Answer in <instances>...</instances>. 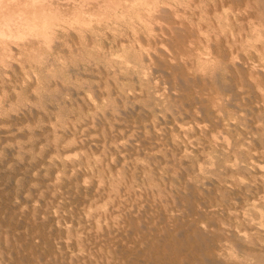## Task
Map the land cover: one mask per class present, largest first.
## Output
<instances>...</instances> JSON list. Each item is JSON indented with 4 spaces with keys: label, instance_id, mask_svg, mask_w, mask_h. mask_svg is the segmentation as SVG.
I'll return each mask as SVG.
<instances>
[{
    "label": "rangeland",
    "instance_id": "374dc122",
    "mask_svg": "<svg viewBox=\"0 0 264 264\" xmlns=\"http://www.w3.org/2000/svg\"><path fill=\"white\" fill-rule=\"evenodd\" d=\"M180 1L181 0H160L158 5L161 6V7L163 6V8H166L168 10V13L170 12L169 14H171L172 17H171V15H169L168 17L166 16L167 17L166 18V17L162 16L160 14V12L154 13V16H156V19H154L155 17L154 18L153 17L150 18L151 21H149V24H148L149 25L148 29L150 27V29H149L150 33L148 32L149 30L147 28H146V30H148V31H145V26H144L145 23L142 22L145 19V17H143L142 13L134 14V17H133V14H130V16L129 15H125L126 18H128L127 19L128 21L126 20V18H124V19H121L120 21H118V23H113L114 21H112L109 17L101 15L102 19L100 18L101 19V26H99L100 30L97 27H95L94 29H92L91 31L88 32L90 34H88L87 38L90 39V36L93 38V39L91 38L90 41H89V39H87V41L86 40H79V39L75 40V39H73V37L70 38L71 36L69 37L70 39L68 37H66V39H65V37H62L61 39L59 38V41H60L61 45H60V50L59 49L58 50L60 52H58V50H57V52L55 51L56 53L53 54L54 57H52L53 55H51V56L47 55V58H46V56L43 57L40 61H38V63H37V61H32L31 65H26L25 66L24 69L27 70V71L23 70V72H22V69H16L15 70V69L9 68V69H7V71H5V73L4 72L0 73V75H1L0 78L2 79V80L0 79L2 81V82L0 81V109H1L0 110V173H1L0 174V202H1L0 203V226H1L0 227V233H1L0 234V264H24V263L25 264H27V263L31 264L32 262H34V264H69V262H71L73 264V262L76 259H78V258H80V259L77 260L78 262H74V264H80L81 260H82V262L84 264H87V262L89 263V261H90L89 264H99V263L100 264L101 263L105 264L106 262H107L106 264H109V263H111V264L112 263L113 264H128V263H130V264H133V263L134 264H139V263H141L142 264L143 261H144L143 260L144 258L142 256L143 255V251H144V254H146L145 253L146 250H147V254L149 253L148 247L150 246V240H151V242L153 240H156L157 242L159 241V243H157L155 241H153V243H157L158 245H160L165 239L168 240L171 237L174 240H178V241L179 240H186V239L189 240V238H191L192 240L190 239V241L192 243H194V241H195L194 239L197 238L195 236L196 235V231L195 230H196L197 227L204 228V230L206 231V234L207 233L209 234L207 236L205 234L206 239H205V237L203 235L204 240H206V242L209 241V243L207 242V245L209 246V248L207 247L206 244H204L205 241L203 242L202 240L201 241L200 240H196L195 244L197 242V245L193 244V245H195V247H194L192 244L191 245L189 244V246L191 248L187 247L188 251H186V252L190 251V254H194V253L195 254H208L210 252V250H211V252H213V249H214V251L215 250H218V251L221 250V252H223L221 254H222V256H224V258L222 257V259H219L220 261L216 260L218 262L213 261L212 262L213 264H219V263L220 264H222V263L223 264H225V263L228 264L235 257L238 260L241 259L240 261H238V264H248V263L251 264V262L253 264H260L261 262L264 263L263 262L264 261V255H263L264 252L262 251L263 249L259 250L260 252H258L259 248H264V244H263V242H264V217H263L264 216V214H263L264 213V149H263L264 148V119H263L264 118V107H263L264 106L263 105L264 104V102H263V100H264V98H263L264 97L263 96L264 95V82H263L264 81V78H263L264 77V69H263L264 68V62H263V60H264V51H263L264 50L263 49L264 48V41H263L264 31L262 32L263 34L260 33L262 35L261 36V35H259V33L256 32V30L251 29V27H250V25L251 26H253L252 24L256 25L262 19H260V18L258 19L257 16H253V18H252V16L248 17V16H243V15L240 16V14H235L230 9V7L233 8V4H230L229 1H227L228 3L226 1L221 3L219 0L215 1V2H214V0H212L213 1V3H212V1H210V0H204V2H202L203 0L202 1L201 0H199V1L198 0H195V1L194 0L193 1L192 0H187V1L183 0L184 3H186V4H183V1L182 2H180ZM207 1L211 2L212 4H209ZM251 1H254V0H251ZM174 2H175V5H174ZM218 2H220V3H218ZM161 3H162V5H161ZM167 3H169V5H167ZM206 3H208V4H206ZM163 4L164 5L166 4L165 5L166 7ZM182 4H183V6H182ZM218 4H219V6L217 7ZM220 4H221V7H220ZM229 4H230V6L228 7L227 5H229ZM172 5H173V7H172ZM224 6L225 7L227 6V8H224ZM170 7H172V9ZM202 7L206 8V9L208 8L207 10L205 9L206 10V12H205L206 14L204 13L205 10ZM174 8H175V10H174ZM213 9H214V11H213ZM176 10L178 11L177 15L174 14V12ZM217 10L219 11V13H222V14H219L217 12ZM220 10H222V11L220 12ZM172 11H173V13H172ZM223 11H224V13H223ZM213 12L215 13L214 15L212 14ZM230 12H232V13H230ZM199 13H202V15H200ZM216 13L219 15V19H218V15ZM230 14H232L234 18ZM203 15L207 16V18L204 17ZM208 15H209V17H208ZM221 15L226 16V17H222ZM127 16H129V17H127ZM158 16H162V17L158 18ZM163 17H164V19H163ZM180 17L181 18L185 17V18L184 19L182 18V21H181ZM255 17H256L257 20L255 19ZM179 18H180V20H179ZM220 18H221V20H223L222 22H224V23L221 22ZM246 18H248L247 19L248 21H246ZM161 19H163L162 20L163 22L165 20L167 21L169 19L168 20L169 22L165 21V24H164L163 22H160ZM171 19H174V20H172V24H171ZM224 19H226V20L228 19L227 21H229V22L224 21ZM241 19H243V20H241ZM102 20H103L104 23L102 22ZM178 20L180 22H178ZM213 20H214V22H213ZM123 21H125L127 25ZM156 21H159L160 22V23L158 22L159 25L161 24L162 26L161 25L159 26ZM173 21L175 22V24L179 23V26L182 25L181 27L183 29L186 28L184 30L188 33L189 36L191 35L190 36L191 38H189V39H191V42H193L192 45L196 44V46H195L196 49H200V51L199 50L195 51L194 50L195 47L192 46V49H190L188 52H186V54H185L186 56L185 55H184L185 57L183 56L185 60L189 61L193 65L192 67H190V66L188 67L187 66V68H189L188 69L189 71L187 69L186 70L183 69V72L186 73V76L187 77L192 76L191 78H195L197 76V74L199 73L198 66L200 68H202L204 66L205 67L207 66L206 68L209 71L211 70L213 75L215 74V76L211 75L212 77L210 76L209 80H207L208 84H209L208 86L206 85L207 83H204L206 80L203 82L204 85L201 82V85L204 86L205 88L202 87L201 85H199L200 83L199 84L196 83L195 85H192V89L191 88L188 89V91H187V93L189 92L188 94L192 93V95H193L194 91H195V93L199 92L198 93L199 96L196 95L197 93L196 94L194 93V96H192L191 94L190 95L192 96V98L193 97L200 98V96H201L202 98H200V99H195V98L192 99L186 92L181 94V96L179 95L180 97L174 96V95L171 94L172 92L170 90V87L173 85L171 83L173 81H175V80L178 81V77L180 76V74H177V72H173V70L171 71V66H169L170 64L168 62H167V64H169V65H167L165 63L166 60H165L164 53L165 54L166 53L170 54L173 50L169 49V47L166 44V41L163 39V37H167V35L165 33L167 31H169V29L171 28V26L174 23ZM256 21H258V22H256ZM122 22H123V25L122 24H121L122 26L119 25V23H122ZM182 22H184V23H182ZM186 22L188 23L187 25H186ZM230 22H231V24H230ZM232 22L235 24V26H233V28L231 26L233 24ZM151 23H153V24H151ZM167 23L168 24L170 23L169 26H168V29H167V27H165V25ZM218 23H220L222 27L220 26V24L218 25ZM108 24H110V25H108ZM111 24L115 28L114 29L112 27V30L115 31V32H118L119 36H118L117 33L113 32L110 29L111 28ZM224 24H225V26H226V24L227 25L230 24L229 26H231V27L228 29L229 26L225 27V26H223ZM117 25H119V27ZM142 25H143V27H142ZM150 25H153L154 27L150 26ZM156 25L158 26V28H157ZM183 25H185V27ZM214 25L218 29L217 28L214 29L215 27H212ZM124 26L125 27L128 26V30L129 31L128 30L124 31V30L127 29V28L124 29ZM186 26H188L190 30ZM120 27H123V28H121V30L124 31V32H122L120 30ZM190 27L192 29H194V30L192 31ZM223 27L226 30L223 29ZM116 28H118V29H116ZM209 28L210 29H214V30H210ZM244 28H246V29H244ZM137 29H138V31L140 30V32H138ZM198 29L199 30L202 29V30L199 31ZM93 30L94 31L96 30L95 33H94ZM98 30L99 31L102 30V31L99 32ZM105 30H107V31H105ZM108 30H110V32ZM207 30L209 31V33L207 32ZM136 31H137V33H136ZM202 31L205 32V33H203ZM215 31L217 32L216 34H215ZM227 31L228 32L230 31V32L227 33ZM252 31L255 32V34ZM127 32H128V34H127ZM218 32H219V34H218ZM222 32H223V34H222ZM96 33L98 34L97 37L95 35ZM145 33H147V34H145ZM148 33H149V35L150 34L151 35L149 36ZM193 33H195V36H194ZM211 33H213L214 35L212 34L213 35L212 36ZM105 34H107V35H105ZM156 34L159 35V38L161 36L162 42H161V40L159 38L156 37V36H158ZM204 34H206V36ZM207 34H209L210 37H208ZM257 34H258V36H257ZM115 35H117L122 40L125 39L124 40L125 43L121 39H119L117 36H115ZM132 35H133V37H132ZM223 35H224V38L227 39V42H226V39L223 38ZM106 36L108 38L110 37L109 38L110 40H108V38ZM113 36L115 38L117 37V39L115 40L113 38ZM139 36H140L141 39H139ZM196 36H198V37H196ZM211 36L214 39H212ZM227 36H229V37L227 38ZM259 36H260V40L261 41L259 40ZM100 37L101 38L103 37V38L100 40L99 39ZM194 37H195V39H194ZM250 37H252L251 39H253L254 37L256 39L254 38L253 39L254 41H253V40L250 39ZM94 38H95V40H94ZM199 38H201V39H199ZM204 38L207 39V41ZM71 39H72V42H73L74 45H77L79 43V41H80L81 43H79V46L81 48L78 45H77L78 47L74 46L75 48H73L72 47L73 46L72 42H69V41H71ZM134 39H135V42H136V43H134L135 45L132 43V42H134ZM211 39L214 40V42H216V43L214 44L213 41H212L213 43H211ZM218 39H219V41H218ZM150 40H152L154 42V46H152V47H151V45L153 44V42L151 43ZM199 40H205V41H199ZM208 40H210V41H208ZM245 40H250V41L247 42ZM75 41L76 42L78 41L77 44H75L76 43ZM84 41H85V43H84ZM94 41H96V42H94ZM108 41H109V43H107ZM144 41L145 42L147 41L146 44H149V46H147ZM194 41H197V42H194ZM232 41H234V42H232ZM257 41H258V43L256 45ZM63 42H64V45H63ZM66 42H67V44H69V43L70 44L67 46ZM121 42H123L124 44L121 43ZM199 42H201V43H199ZM219 42H221V43L219 44ZM224 42H226V43H224ZM245 42H247V43H245ZM82 43H83V45L85 47L82 45ZM113 43H115V44H113ZM158 43H161L160 46H159ZM163 43H164V46H161V45H163ZM241 43H242V46H241ZM243 43H245V45ZM85 44H87V48H86ZM90 44H91V47H90ZM95 44H96V46L97 45L98 46L96 47ZM99 44L102 45V46H100ZM125 44H127V45H125ZM209 44H212V45L214 44V45L217 46V48L218 47L219 48L217 49L216 46L213 45L216 48V49H214V47H212V45H209ZM250 44L252 45V47L251 46L246 47L247 45H250ZM253 44H255V45H253ZM62 45H63V48L61 47ZM197 45H198V47L199 46L200 47L198 48ZM204 45H206V46H204ZM223 45H225V46L227 45V46L225 47ZM104 46L106 47V49H105ZM126 46L128 47V50L126 49L127 48ZM131 46H135V47H131ZM144 46H147V47H144ZM239 46H241V47H239ZM68 47L70 49H68ZM83 47H84V49H83ZM98 47H99V49H98ZM124 47H126V48H124ZM157 47H159V49ZM204 47H205V49H204ZM71 48H73V49H71ZM78 48H80V49L78 50ZM85 48L87 49V52L89 54L87 52H84V51H86ZM91 48H93V49H91ZM107 48L109 49V56H111V57L108 56V53H107L108 51H106V50H108ZM130 48H132V49H130ZM134 48H138V50L134 49ZM149 48H151V49L153 48L154 50H151ZM156 48H157V50H160L162 48L161 49L162 51L160 50V52L158 51L159 52L158 53L157 50L155 51ZM164 48L167 49V50H165ZM223 48L225 50L227 48L230 49V50L227 49L228 50V51H226L227 55H226V52H225V50ZM238 48L240 49L239 52L241 54L243 53L241 56L238 55V54H240L238 52V50H239ZM203 49H204V51H203ZM74 50L75 51L77 50L78 52L77 51L75 52ZM88 50L89 51L91 50V51L89 52ZM103 50H105L106 53H105V51L103 52ZM136 50L138 51L139 55L137 54ZM211 50L212 51L214 50V51L212 52ZM216 50H218V53L220 52L221 54L220 53L218 54L216 52ZM219 50H221V51H219ZM231 50L234 51V53ZM130 51H131L132 54L130 53ZM148 51H151L152 53L150 52L151 53L150 54ZM164 51H166V52H164ZM191 51H192V53H191ZM223 51H224L225 54L223 53ZM66 52H68V53H66ZM73 52H75V53H73ZM91 52H93V53H91ZM97 52H100L101 54L105 53L107 56L105 54L101 55L100 53H97ZM113 52H115V53H113ZM146 52H147V54H146ZM153 52H155V53H153ZM228 52H230V53L232 52L234 55L231 56L232 53L230 55V53L228 54ZM62 53H64L65 56L66 57L68 56V57L66 58ZM110 53H111V55H110ZM197 53H199V54H197ZM201 53H203V56H202ZM61 54H62V57H61ZM142 54L144 56H142ZM155 54L157 56L156 60L153 58ZM192 54L194 55V57H193ZM73 55L76 56V57H74ZM123 55L125 56V59H124ZM205 55H207V56L213 55L212 56L213 58L215 56L216 57L214 58V60H213L212 57H210V58H212L211 60H213V61H211L212 63L203 66V63H204L203 60H208V58H209V57L206 58ZM225 55H226V58H224ZM229 55H230V57H229ZM49 56H50V58H49ZM85 56L86 57L88 56V57L85 58ZM145 56L148 57L147 60L145 59L146 58ZM204 56H205V58H204ZM235 56H236V58H234ZM70 57L73 59V61L72 60L68 61V58L71 59ZM133 57H135V58H133ZM200 57L201 58L203 57L202 58L203 60ZM217 57H219V59H220V57L221 58L223 57V58L221 60H219L220 61L219 62L217 60L218 59ZM231 57L234 58L235 61L236 60L239 61L237 63H239L241 65H242V62H243L242 66H244V67L245 66L249 67V65H250L249 68H251V66L253 67V65H251L252 63L255 64L254 68L258 67V70H259V68L261 70V67H262L263 73L261 71L260 74L261 75L263 74V76H261L260 74H255L254 75V77L256 76L255 77L256 80H254L255 82L252 81L254 79V77L252 76L251 77L252 80H251L250 77L247 76L248 74L245 73V72H242V74L243 73L245 74V75L243 74L244 76H242L241 70L238 69V71H237V68H240V67L237 66L236 71H235V68H232L231 66L227 65V63L225 64L226 61L229 62V58H231ZM60 58H61V61H59ZM74 58H75V60H74ZM105 58H106V60H105ZM152 58H153L154 62H152ZM163 58H164L165 61L163 60ZM210 58H209V60H210ZM238 58L241 59V60H239ZM94 59L98 60L99 62L101 60L100 64H99L98 61H96V62L93 61ZM111 59H112V61H111ZM223 59L224 60L226 59V61H222ZM51 60H52V62H51ZM122 60L124 61V63H123ZM150 60H151V62H149ZM157 60L160 61L159 64H158V62H155ZM215 60H217V61L215 62ZM245 60L248 61L249 65H248V63ZM46 61H48L49 64ZM76 61L78 62V64H77ZM114 61H118V62H114ZM137 61L139 63H137ZM201 61H202V64H201L202 67L200 66ZM55 62H56V64H55ZM70 62H71V64H69ZM87 62H90V63H87ZM94 62L96 63V65L94 64ZM102 62L103 63L105 62V63L103 64ZM245 62H246V64H245ZM59 63H60V66H59ZM73 63H74V65H73ZM80 63H82L83 65L82 64L80 65ZM150 63H153L152 64V68H153V66L156 67V65H154V64H158L157 67H159L160 63L161 64L163 63L162 66L160 65L161 68L163 67L164 64H166L167 66L164 65L165 67L163 68V71L161 72L160 67H159V71H158L157 67L153 68V70H152L149 67V66H151ZM220 63L223 64V65H221ZM260 63H262V64L260 65ZM46 64L49 65L47 68H46V66H47ZM51 64H52V66H50ZM92 64H94L95 67L92 66ZM112 64H114V65L117 64V65L114 66ZM147 64H148V68L149 69L146 67ZM196 64H198V66ZM212 64H214V65H212ZM90 65L93 68H91ZM103 65H105V66L101 67ZM130 65H131L132 68L130 67ZM220 65L222 66V69L224 71H226V72L223 71V73H221L222 69H221ZM259 65L261 67H259ZM29 66L31 67L32 70L29 68ZM32 66L33 67L35 66V67L32 68ZM53 66H55V67H53ZM128 66H129V68H128ZM208 66H209V68H208ZM223 66H227V67L229 66L230 69H229V67L226 68V67H223ZM42 67L44 68V70H43ZM74 67H76V69ZM80 67H82V69ZM116 67H118L119 70ZM141 67L143 69L146 68L147 70L145 69V71H144ZM166 67H167L169 73H167V70L165 69ZM217 67H218V69H216ZM247 67H246V69H248ZM35 68H36V70H35ZM87 68H89V69H87ZM94 68L96 69L95 71H94ZM105 68H108V70L105 69ZM110 68H113V70H111ZM225 68H226V70H225ZM28 69H29V71H28ZM67 69H68V71H67ZM74 69H75V71H74ZM139 69H142V70H139ZM232 69H234V70H232ZM11 70H12V72H11ZM69 70H71V71H69ZM106 70H107V72H106ZM208 70H207V72H208ZM230 70L233 72L232 74H231ZM19 71H20L21 74H19ZM44 71L45 72L46 71L47 72L50 71V72L49 73L46 72V74H45ZM79 71H81V74H80ZM87 71H88V73H87ZM98 71H100L101 73L98 72ZM113 71H114V73H113ZM117 71H118L119 74L116 73ZM120 71H121V75H120ZM123 71H124L125 74L123 73ZM152 71L155 72V74H157L156 73V71H157L158 75L152 74L151 73ZM192 71H194L195 73H193ZM218 71H220V73ZM6 72H8V73H6ZM14 72L17 73L19 76H16L17 74L14 75ZM27 72H28L29 76L26 74ZM67 72L69 73L68 75H67ZM71 72H73V73H71ZM94 72H96V73H94ZM160 72H161V74H160ZM163 72H165L167 74H164ZM217 72H218V74H216ZM227 72H229V73H227ZM2 73H3V75H2ZM30 73H31V75H30ZM32 73H33V75H32ZM70 73L71 74H75L76 73V74L75 75H71ZM99 73H100L101 76H99ZM112 73L115 74V75L117 74V77L114 76V78H113V75L110 76L111 78L108 77ZM134 73H135V75H134ZM170 73H171V75H170ZM174 73H176L178 76L175 75ZM188 73L191 74V75L190 76L187 75ZM226 73H227V75H226ZM4 74H6V75L9 74L8 75L9 77H7L8 79L4 78V76H6ZM22 74L24 76H22ZM34 74H36V75H34ZM58 74H59V76H57ZM95 74H96L97 77L95 76ZM139 74H141V77H140ZM149 74H151L152 76L149 75ZM162 74H164L163 76H166V77H163ZM173 74L175 76H173ZM219 74H222V76L224 74V77H223L224 79L223 78H222L223 80L221 79L222 82L219 81L220 78H216V76L217 77L221 76V75L219 76ZM61 75H62V77H60ZM79 75H80V77H79ZM81 75H82V77H81ZM106 75H107V77H106ZM138 75H139V77H137ZM167 75H169V76H167ZM193 75H194V77H193ZM240 75L242 77H240ZM10 76H12V77H10ZM53 76H54V78L56 80L53 78ZM75 76H76V78L77 77H79V78L76 79V78H74ZM146 76H148V77H146ZM246 76L250 80L248 79V81L246 80L247 82L244 81V83H243L242 80H245ZM32 77H33V79L29 80ZM34 77H36L38 80H40V78H41L42 81L41 80L38 81ZM38 77H40V78H38ZM84 77H86L87 80ZM91 77L93 79H91ZM149 77L151 78V80L148 79ZM152 77H153V79H152ZM161 77L163 78V80H162ZM174 77H176V78H174ZM258 77L261 78V79L257 80ZM3 78H4V80H3ZM145 78L147 79V82L149 80L150 84H148L149 82L148 83L146 82ZM5 79H7V80H5ZM61 79H62V81H61ZM73 79H75V80H73ZM88 79H90V80H88ZM238 79L239 80L241 79V80L238 81ZM11 80H13V81L11 82ZM22 80H23V83H22ZM50 80H51V82H50ZM68 80L71 81V82H69ZM76 80H77L78 83L76 82ZM80 80L83 83H86V84H83ZM164 80H168V81L166 82ZM32 81H33V84H32ZM63 81L66 84H62ZM151 81H153V82L151 83ZM217 81L220 82L219 85H218ZM241 81H242V83H241ZM259 81H261V83ZM13 82H16V83L14 84ZM35 82H37V84ZM73 82H75L76 84L73 83ZM248 82H250V83L248 84ZM34 83H35V85H34ZM52 83H54V84H52ZM55 83H56V85H55ZM143 83L144 84H148V85H143L142 86ZM221 83H222V86L220 85ZM239 83H241V85H238ZM253 83H257V84H253ZM258 83H260L262 85H260ZM21 84L23 85V87H22ZM58 84L60 86H57ZM155 84H156V86H160V87H158L159 90L155 86ZM76 85H78L77 86V90L75 88ZM161 85H162L163 89L161 88ZM163 85H165V87ZM166 85L167 86L171 85L170 87L168 86L169 87L168 90L170 91L169 95L167 93L168 91L166 90L167 89ZM257 85H260L261 89ZM71 86H73V87H71ZM198 86H201L202 89H201V87H198ZM209 86L212 87L214 90L217 89L216 90L217 94L218 93L219 94L217 95L216 92H214V90L211 89ZM220 86L222 87V90H221ZM255 86H256V88H255ZM21 87H22V89H21ZM218 87H220L219 89H220L222 94L219 92ZM252 87H253V89H251ZM14 88H16V89H14ZM60 88H62V89H60ZM86 88H87V90L88 89H90V90L92 89V90L91 91L90 90L86 91ZM164 88H166V89L164 90ZM193 88H195V89H193ZM197 88H199V89H197ZM206 88L210 89L211 92L210 91L208 92L207 91L208 89H206ZM80 89H81V91H78ZM142 89H143V91H142ZM152 89L154 91L156 89L155 92H157V90H158L159 93L161 91V93L160 94H158V93L155 94V92L153 93ZM190 89H191L192 92L190 91ZM203 89H205L206 92ZM254 89H256V90H254ZM162 90H164V91H162ZM196 90H198V91H196ZM201 90H203L202 94L203 95L205 94L204 97L206 96L205 99H203V95L200 94ZM130 92H133L134 94L130 93ZM206 93H207V95H206ZM213 93L216 94V96L215 95L212 96ZM257 93H259V94H257ZM132 94L134 96H132ZM161 94H162V96L160 97ZM170 94L172 96H170ZM210 94H212V95H210ZM182 95H183V97H182ZM259 95H261V96H259ZM173 96H174V99H173ZM257 96L259 97L258 99H257ZM168 97H169V99H170V97H172L171 100H169ZM175 97H176V99H175ZM181 97L182 98L185 97V99L182 100ZM189 97L191 98V101L194 102V103H192V102L190 103V99L188 100ZM217 98H218V100H217ZM207 99H210V100H207ZM177 100H179V102ZM203 100H205V102ZM213 100L215 102H212ZM172 101H173V103H172ZM175 101H176V103H174ZM210 101H211L212 105L209 103ZM180 102L183 105H185L186 107H184ZM198 102H201V103H198ZM219 102L221 104H219ZM2 103L3 104L5 103L4 104L5 106ZM186 103H187V105H186ZM188 103L191 106L188 105ZM173 104L175 106L177 105L176 107H177L178 110H176L174 108L175 106H173ZM199 104L204 109H206L207 111L205 112V110H204V112H203V110H201L203 108ZM203 104H204V106H203ZM223 104L225 106V108H224L225 110L223 109V107H224ZM195 105L199 107V111L201 110L203 113L210 112L211 115H210V113L202 115L203 113L201 111L199 113V111L197 109L198 107H195ZM218 105H220V106H218ZM188 106H190L191 111H189L190 109H189ZM192 106H194L195 109H197V110H195L194 107H193V110H192V108H191ZM208 106H209V108H208ZM213 106H215V107L217 106V107L215 109H212ZM183 107L184 108L188 107V108L184 109ZM219 107L221 109H223L224 112L221 111V109ZM210 109H212V110H210ZM2 111H4V113ZM180 111L185 112L186 114L185 113L182 114V113H180ZM193 111H194V113H192ZM196 111L200 114L201 117L199 116V114ZM215 111L217 112V115H216ZM195 112L198 115H196ZM212 113H214L217 116L216 117L215 115H213L214 118L216 117L217 120L214 119V118H213L214 120L210 118V116L213 117ZM218 113H220V114L222 113V114L220 115ZM223 114L225 115V117H224ZM195 115H196V117H195ZM206 115H207V117H206ZM227 115L229 117H232L233 121H232V118L230 119L229 117H227ZM203 116L205 118H203ZM222 116L225 119H223ZM197 117H200V118L198 119ZM219 117H222V118H219ZM192 118H194V119H192ZM195 119H198L199 122L195 123L196 121H198V120H195ZM201 119H202V121H201ZM229 119H230V121H229ZM191 120H192V122H191ZM206 120H208L207 124H206V122H207ZM218 121H220V122H218ZM193 122H194V127L191 128L192 125H193ZM201 122L203 123V125L201 124L202 126L201 125L198 126V123L200 124ZM227 122H230V124L228 123V125H227ZM231 122H234V123H231ZM217 123H221V124L219 125ZM196 124L198 126L197 128H195ZM214 124H215V127L213 128ZM205 125H207V126H205ZM218 125H219V127H218ZM224 125L225 126L227 125L226 126V133L230 129L228 131L230 133L229 135H227L225 133V131L222 130L223 127L225 128ZM233 125H236L237 127H235V126L233 127ZM220 126H223V127H221V129H220ZM229 126H231V128H229ZM179 127L181 129H179ZM143 130H144V132H143ZM194 130L195 131L198 130V131H196L197 133L200 131L199 134L198 135H194V134H197ZM201 130H202L203 133L207 132V135L203 134L201 132ZM222 131H224V132H222ZM188 133L191 135V137H190V135ZM200 133H202V134L200 135ZM211 133H212V136H210ZM213 133L215 135H213ZM217 133H219L218 134L219 136L217 135ZM208 134H210V135H208ZM182 135H183L184 138L182 137ZM204 135H206V136H204ZM197 136H198V138H197ZM209 136L213 139V141H212L211 138H210V140H207V139H209ZM213 136L216 137V140L214 139ZM226 136L228 138H230V139L227 138V140H226ZM17 137H19V138H17ZM223 137L225 139H222ZM51 138H52V140H51ZM185 138H187V139L185 140ZM231 139L233 140V142H232ZM225 140H226L227 143H229L231 141L229 143V145L224 142ZM208 141H210V142L208 143ZM215 141L217 143H214ZM222 141H223V143H222ZM219 142H220V144H219ZM86 143H87V145H86ZM171 143H173L175 146H173V144H171ZM224 143H225V146L222 145ZM212 144H213V146H212ZM118 152H120V153H118ZM185 153H186V155L188 154L187 155L188 157L185 156ZM151 154H152L153 157H151ZM184 157H185V159H184ZM65 159L67 161H69V162H66ZM179 160H180V162H179ZM174 161H175V163H174ZM235 162H236V165L234 164ZM69 164H71V165H69ZM233 164L236 167H239V168H236ZM238 164L243 166V168H240V165L238 166ZM177 165L179 167H176ZM231 165H233V166H231ZM245 166H247V167H245ZM178 168H180V169H178ZM244 168H246V170ZM201 169H202V171H201ZM197 170H198V172H197ZM170 171H171L172 175H170ZM147 173H148V175H147ZM152 173L155 174V175L153 176ZM156 174H158V175H156ZM144 175L147 176L150 180H148L147 178L144 179V177H145ZM174 175L176 176V178H175ZM102 176H103V180H102ZM171 176H173V177H171ZM182 177H186L187 179L186 178H182ZM160 178H161V180H160ZM169 178H170L171 181L168 182L167 179H169ZM191 179H193V180H191ZM31 180H32V182H31ZM42 180H44L45 183ZM172 180H173V183H172ZM175 180H177L178 182H176ZM145 181H149V182H145ZM150 181L153 182V183H151L152 185L150 184ZM180 181H182L183 184ZM192 181L193 182L195 181L196 183L199 182V183L196 185L195 182L191 183ZM115 182L119 183L118 185H119L120 189H119V187L117 186V184ZM174 182L176 184H178V185H175ZM186 182H188L190 186H188V184H186ZM112 183H113V185H112ZM156 184H158V186H156L158 188L155 187ZM164 184H165V187H164ZM168 184H169L170 187H168ZM179 184H181L180 188L178 187ZM184 184H185V186H184ZM193 184H195L194 187L197 190L200 189V192L197 191L196 189H194ZM166 185H167L168 188L166 187ZM150 186H151V188H150ZM175 186H176V188H175ZM202 186H203V188H202ZM171 187H172V189L170 190L169 188H171ZM182 187L184 188V190H183ZM121 188H123V190ZM129 188H130V190H128ZM145 188H146V190H145ZM147 188L148 189L150 188V190L157 189L159 192L161 190V192L159 193V192H155V191L152 190L154 192L153 193L154 196H153L152 192L150 190H148ZM190 188H192V189H194L196 191L194 192L192 189L189 190ZM173 189H175V190H173ZM202 189H205V191L202 190ZM222 189H223V191H222ZM56 190H57V192H56ZM120 190L123 191V192L125 191L127 194L125 192H124L125 194H123V192L120 193ZM177 190H178V192H175ZM34 191H36V192H34ZM116 191H118V193H115ZM183 191H187V195L186 194L184 195V193H186V192H183ZM192 191L194 193L198 192L199 194L195 195ZM203 191H204V193L205 192H207V193L204 194ZM113 192L115 194H117V195H115ZM150 192H151V194H149ZM165 192L167 194H164V195L161 194V193H165ZM128 193H129V195H128ZM173 193H175V194L179 193L180 195L182 193V195L181 196L179 194L175 195ZM80 194L82 196H80ZM112 194L114 195L113 197H112ZM119 194L122 197L124 195H126V196H124L125 199H124V197L122 198ZM146 194H148L149 197ZM168 194H170V195H168ZM188 194H189V196H188ZM200 194H201L202 197L200 196ZM118 195H119V197H118ZM156 195L157 196L160 195L158 197H161L162 199H164V197L166 196V197H168L167 198L168 201H166V197L164 199L166 201L165 202L162 199L158 198ZM161 195H163V196H161ZM171 195L173 196L174 200L173 199L171 200V198H172ZM191 195H193L192 196L193 198L190 197ZM146 196H147V199H146ZM196 196L199 197L200 199L202 198L203 200L205 198L204 203H203L202 199L201 200L197 199ZM86 197H88V198H86ZM78 198H80V199L78 200ZM155 198H157V199H155ZM175 198H177L178 200L175 199ZM184 198H186V199H184ZM111 199H112V201H111ZM121 199H122V201H121ZM145 199H146V201L147 200L149 201L148 204L150 206H148V204L144 202ZM159 199H160V201L162 203L161 206H159V203H160ZM30 200H31V202H30ZM123 200L124 201L126 200V201L124 202ZM153 200H155V201H153ZM156 200H157L158 204L156 203ZM185 200H187L186 204H185ZM194 200H195V202H194ZM196 200L199 203H197ZM209 200H211V201H209ZM80 201H81V203H80ZM116 201L118 202V204H117ZM170 201H171V204L173 203V204H175V206L172 204L173 205V207H172V205L170 204ZM188 201L193 202L195 204L197 203V205L199 207L196 206L193 203L191 205L190 202L188 203ZM111 202H113L114 205ZM151 202H153L154 206L152 205ZM164 202H165V206L167 205L166 207L162 206V205H164ZM178 202L181 203V205ZM183 202H184V204H183ZM206 202H207V204H206ZM210 202L212 204H210ZM106 203H108V204H106ZM109 204H110V206H108ZM129 204H131L133 207L135 206V209H137V210H135V209L133 210V207L131 205L128 206ZM137 204H138V206H137ZM144 204H147V205H145L146 206V211L144 210V208H145ZM116 205H119V208ZM139 205H141L140 207H142V208H140ZM151 205H152L153 212H152L151 208H150V212L148 211L149 207H151ZM211 205L212 206L214 205V206L212 207ZM99 206H101V207L99 208ZM113 206H115V207H113ZM157 206H159V208H157ZM178 206H179V208H178ZM154 207H156V208H154ZM174 207H175V209H174ZM201 207H202V210L204 209L202 212H201V209H200ZM207 207H209L210 209L207 210L206 209ZM94 208L97 211H94L95 210ZM160 208H162L163 210L160 209ZM166 208H168V209L170 208V209L168 210ZM185 208H186V210H185ZM49 209H50V211H49ZM102 209H104V211ZM112 209H113V212H111ZM193 209H195V210H193ZM213 209H214V211L218 210V211H216L217 213L213 212ZM100 210H101L100 216L101 215L103 216V214H104L103 217L102 216L100 217L99 214H98V212ZM127 210H128V212H127ZM138 210H140L141 212L138 211ZM154 210L155 211L157 210V211L154 213ZM166 210L169 213H171V214H169ZM210 210H211V212H210ZM183 211H184V213H183ZM198 211L201 212L202 214L199 213L200 214L199 215ZM43 212H45V213H43ZM90 212L91 213L92 212L93 213L96 212L97 214L96 213L91 214ZM102 212H103V214H102ZM137 212H138V214L140 213L141 216H140V214L138 215ZM145 212H147V213H145ZM204 212H205V214H204ZM206 212H208V214ZM115 213H118V214L115 215ZM120 213H122L121 215H123V217L120 215ZM148 213H150V214H148ZM153 213H154V215H152ZM167 213H168V216L170 215V217L171 216L172 217L170 218V217L166 216ZM195 213H197V214H195ZM84 214H85V216L88 219L86 217H84ZM135 214H136V216H135ZM162 214H164V215H162ZM203 214H204L205 218L203 217ZM210 214H211L212 217H210ZM214 214H216V215H214ZM62 215H63V217H62ZM90 215L94 216L93 218H95V215L99 217V220H98V218H96V220L94 222L95 226H94V223H93L94 219H91L92 217ZM128 215H130V216L133 215L132 216L133 219H132V217H129ZM146 215H148V216H146ZM149 215H151V217ZM176 215L178 217H176ZM193 215L196 216V217L194 218ZM206 215L209 216V218H206ZM118 216L120 217V219H117ZM127 216H128V218H126ZM137 216H138L139 219L137 218ZM145 216H146V219L149 220V223H148V220L146 221ZM153 216L157 220H154ZM164 216H166V217L163 218ZM158 217H159V219H158ZM197 217L198 218L201 217L200 220ZM101 218L102 219L104 218L103 220L105 221V223L108 222L107 225L105 223H103V220H101ZM121 218L122 219L124 218V221ZM129 218H130V220H129ZM141 218L143 219V221L145 219V222H143L141 220ZM160 218L161 219L163 218L166 221H164L163 219L161 221ZM168 218H170L171 220L173 219V221H169L170 219L168 220ZM181 218H184V220L181 219ZM185 218L187 220L190 218L189 219L190 222L191 223L193 222V223L191 224L189 221L185 220ZM193 218L194 219L197 218L196 219L197 221L194 222ZM89 219H90V222H91V224L93 226L88 221ZM116 219H117V221L121 220L120 221L121 224L119 223V221L118 222L115 221ZM127 219L129 221H127ZM131 219H132V221H131ZM174 219H175V221H174ZM176 219H179V220H176ZM191 219H192V221H191ZM202 219H203L204 222L202 221ZM204 219H206L207 222ZM133 220L134 221L136 220L135 221L136 224H137V222H138V224L143 222L144 226H143V224H142V226H141V224L140 225L137 224L138 226L134 225V221ZM159 220L161 222H163L164 225L162 223H160ZM208 220H210V221L208 222ZM168 221H169V224L167 223ZM179 221H180V223H179L180 225L178 224ZM181 221H184V222H181ZM198 221H200V222H198ZM97 222H100V224L98 223V225H97ZM101 222L103 224H101ZM116 222H117V224L120 225V227H123V229L122 228L120 229L123 232L118 230L120 227H119V225L116 224ZM124 222H125V224H124ZM196 222H198V223H196ZM87 223H88V225H87ZM153 223H155V224L159 223L157 225H159L158 226L159 229H160L159 232H161V233L158 232V227H155L157 225H155ZM174 223H176L178 225L177 226H172V225H176ZM206 223H208V224H206ZM114 224H116L118 226V227L116 226L118 229L116 227H114L115 226ZM198 224H200L201 226L198 225ZM214 224H216L215 225L216 227L213 226ZM100 225L102 226L101 229H100ZM123 225L126 226V227H124ZM169 225H170V228H169ZM181 225H182L181 229L183 230V232L180 233L181 229L179 227H181ZM210 225H211V227H213L214 230L211 229ZM55 226H56V228H55ZM86 226H88V228ZM162 226H163V228H166V229H167V226H168L169 230L168 229L167 230L163 229ZM206 226H207V228L210 227L209 230L205 229ZM93 227H94V229L95 228L96 229L94 230ZM109 227H111V228H109ZM136 227L138 229H135ZM140 227H143V228H140ZM147 227L149 229H151V227H152L153 231H151L152 229L148 230ZM153 227H155V229ZM171 227H174V228L178 227V229H174V228H171ZM89 228H91L92 230L89 229ZM112 228L114 229V232L111 231V230H113ZM124 228H126L127 231L124 230ZM129 228H130V230H133V229L135 230V231H132V234L130 233L131 235L129 234V232H131L130 230H128ZM145 228H146V231L145 230L144 231L141 230V229H145ZM189 228L193 229L191 232L193 233V231H194L195 235H193L194 233L193 234L191 232L189 233V231L191 230ZM218 228H219V231H218ZM223 228H225V229L222 230ZM227 229H229V230H227ZM93 230L96 231V232H94ZM116 230H117V232H116ZM154 230H156V231H154ZM184 230H185V232H184ZM100 231H101V233H100ZM119 231H120V233H122L120 239L116 238V237L120 236ZM165 231L167 232V234L165 233ZM187 231H188V233H186ZM213 231H216V232L214 233ZM224 231H227V233H228V231H231L230 232L231 234L230 233L227 234ZM236 231H237V233H235ZM115 232L118 234V236H116L117 234H115ZM133 232H135V233H133ZM154 232H155V235H153ZM221 232H222V234H221ZM94 233H96V234H94ZM123 233L125 234L124 236H123ZM170 233L173 236L169 235L170 236V238H169L167 236ZM133 234L136 235L137 239L135 237H133L134 236ZM137 234H139L140 237H139V235L137 236ZM158 234H159V236H158ZM183 234H184V236H183ZM186 234H187V236H186ZM223 234H226L225 235L226 237ZM232 234L233 235L235 234L234 236H236V237H231V236H233ZM237 234H239V235H237ZM105 235H107V237H105ZM147 235L151 239L146 238ZM191 235L194 237V239H193V237H191ZM212 235H214V237H215L214 239L215 240H217V238H218V240L221 238L219 241L218 240L217 241L214 240L215 242H217V244H218V242L220 243V248L223 245V247L221 249L219 248V245H217L216 243H214V242H213L214 244L211 243L213 241V238H212L213 236ZM216 235L217 236L221 235V237L219 236L220 237L219 238ZM23 236H25V237H23ZM98 236H100V237H98ZM153 236H155V239H154ZM157 236H158L159 240H157L158 239ZM222 236H223V238H222ZM239 236L242 239H240ZM104 237L108 239L107 240L108 243H105L107 241H105L106 239ZM128 237H129V239H128ZM143 237H145V238L143 239ZM165 237H167V238H165ZM177 237H179L180 239L177 238ZM184 237H186V238L184 239ZM250 237H252V238L250 239ZM56 238H58L61 241L58 242L59 240L56 239ZM102 238H103V240H102L103 242L100 243L99 239H102ZM161 238L164 239V240H162ZM224 238H226V239H224ZM228 238H230V239H228ZM253 238H254V241H255V238H256V242L255 243L253 242ZM139 239H140V241H136V240H139ZM56 240H58V241H56ZM146 240H149V241L146 242ZM221 240L223 242L226 241V243L225 242L221 243L222 242ZM228 240H230L231 242L228 241ZM237 240L238 241L242 240V241L239 242L240 245L244 241L243 249H244V251L246 250V253L249 255V257H248L249 259H247L248 255L247 254H246L247 256L245 255V252L243 251L242 246H240V248H239V244L238 245L236 244V243H238ZM257 240H259V242L262 243V244L259 243V248H257V246H258ZM141 241H142V243H140ZM123 242L125 243V245H123L124 244ZM135 242L136 243L139 242L141 244V246H140L139 243H138L139 246L136 245ZM143 242H146V243H143ZM228 242H230L231 244L228 243ZM103 243H104L105 246H106V244L109 245L108 246L109 248H106L107 251L103 250V248H105V246H102ZM200 243L204 245V246L202 245L203 248L205 246L206 247L203 249L201 246H199L200 247L199 248L198 245H200ZM233 243H235V244H233ZM250 243H252V244H250ZM212 244L214 246H212V248H211ZM96 245L100 246L102 248L99 247L100 248L99 249ZM113 245H114V247L110 248V246H113ZM143 245H144V247H142ZM215 245H217L218 247L215 246ZM116 246H117V248H116ZM121 246H122V248H121ZM125 246L128 248L127 250H125V248H126ZM145 246L146 247L148 246V247L145 248ZM192 246H193V248H192ZM224 246H225V248H224ZM254 246H255V248H257V250L254 248ZM129 247L133 248V249L131 248V250L133 252L130 251ZM196 247H198L199 249H201V248L202 249L201 250H199V249L196 250L197 249ZM215 247L218 248V249H216ZM232 247H234V248H232ZM114 248L117 249V250H115L116 252H114V250H113V252L115 254L112 252V249H114ZM135 248H136L137 252H134V251H136V250H134ZM194 248H196V249H194ZM206 248H208L209 250L206 249ZM226 248L227 249L231 248L230 249L231 252H229L230 250H227ZM236 248H238V249H236ZM101 249H102V252L104 254H101L102 252L98 253V252L101 251ZM225 249H226V251H225ZM234 249H236L235 250L237 252L236 254L234 253ZM241 249H242V252H239V251H241ZM206 250H208V253H207ZM247 250H248V252H247ZM128 251L134 253L133 254L134 258L130 256V255H132V253L130 254V252H128ZM140 251H141L142 254H138ZM200 251H201V253H200ZM205 251H206V253H205ZM218 251L217 252L215 251L216 254L217 253L219 254ZM256 251H257L258 254L255 253ZM106 253L109 254V255H107ZM118 253H120V254H118ZM224 253H225V255H223ZM240 253H243V254L241 255ZM260 253H261V255H260ZM29 254L31 255V257H30ZM81 254H82L83 257L84 256L85 257L84 258L81 257L80 256ZM98 254H101L102 256L99 255V257H98ZM116 254L118 256H116ZM135 254H137V255H135ZM187 254H189V253H187ZM229 254H231V256ZM68 255L71 258L68 257ZM72 255H74V256H72ZM104 255H105V257H104ZM120 255H123L124 259H123V257H120ZM235 255H237V256H235ZM243 255H245V257ZM254 255L256 257L257 256H260V257L262 256L263 258H260V257L256 258V257H254ZM23 256H26V257L23 258ZM40 256H41V258H40ZM76 256H78V257H76ZM127 256H128L129 259L127 258ZM139 256H140V259L138 258ZM226 256L228 258L231 257L230 258L231 260L228 259ZM239 256H240V258H237ZM106 257L107 258L110 257L109 258L110 260L106 259ZM136 257H137V259H136ZM22 258H23V260H22ZM74 258H76V259L74 260ZM95 258H96V261H95ZM100 258H105L103 260H105L106 262L105 261H103V262L99 261L98 263H95ZM118 258L119 259L122 258L121 262L118 261ZM244 258H245L246 261L243 260ZM254 258L256 260H254ZM258 258H260L261 262L259 261ZM19 259H21L24 263L22 261L20 262ZM66 259H68V260H66ZM130 259H131V261L128 262V260H130ZM198 259H199V262H201L202 264H205L203 262L204 261L206 262V260H207V259H204V257L200 258V256L198 257ZM202 259H204V260H202ZM223 259H225V260L223 261ZM227 259H228V261H227ZM236 259L232 260L235 263L232 262V261L230 263L231 264L232 263L233 264H237V261H235ZM250 259L251 260L253 259L254 262H253V260L251 261ZM261 259H263V260H261ZM17 260L20 263H18ZM107 260H109L110 262L108 263ZM123 260H124L125 263L122 262ZM132 260H134V261H132ZM26 261H29V262L26 263ZM207 261L208 262H206V264H208L212 260L210 259V261H209V259H208ZM82 262H81V264H83ZM201 263H197V264H201Z\"/></svg>",
    "mask_w": 264,
    "mask_h": 264
},
{
    "label": "bare ground",
    "instance_id": "6f19581e",
    "mask_svg": "<svg viewBox=\"0 0 264 264\" xmlns=\"http://www.w3.org/2000/svg\"><path fill=\"white\" fill-rule=\"evenodd\" d=\"M183 0H181L180 2H182ZM187 1V0H186ZM193 1V0H192ZM195 1V0H194ZM199 1V0H198ZM202 1V0H201ZM210 1H212V0H210ZM215 1H218V0H214V2ZM221 3H223L224 1H229V3L230 4H233V8L232 7H230V9H231V11L232 12H234L235 14H240V16L241 15H243V16H252V18H253V16H257L258 17V19L260 18V19H262L263 21H264V0H254V1H251V0H219ZM159 2H160V0H0V73L1 72H4L5 73V71H7V69H9V68H11V69H22V72H23V70H25L24 68H25V66L26 65H31V63H32V61H37V63H38V61H40L43 57H45L46 56V58H47V55H53V54H55L56 52H57V50L59 49L60 50V41H59V38L61 39L62 37H65V39H66V37H70V38H72L73 37V39H79V40H86L87 41V39H89V38H87V36H88V34H90V33H88L89 31H91L92 29H94L95 27H97L98 29L100 28L99 26H101V15H104V16H107V17H109L112 21H114L113 23H118V21H120L121 19H124V18H126V16L125 15H129L130 16V14H133V17H134V14H139V13H142V15H143V17H145V19L142 21V22H144L145 24H144V26H145V31H148L149 29H150V27H149V29H148V24H149V21H151L150 20V18H154V19H156V16H154V13H156V12H160V14L162 15V16H164V17H168L169 15H171V14H169L168 13V10L166 9V8H163V6L161 7V6H159L158 4H159ZM162 2V1H161ZM202 2H204V0L202 1ZM201 2V3H202ZM206 2V1H205ZM208 2V1H207ZM220 2H218V3H220ZM163 3V2H162ZM162 3H161V5H162ZM171 3V2H170ZM209 4H212L213 3V1H212V3L211 2H208ZM208 3H206V4H208ZM217 3V2H216ZM228 3V2H227ZM173 4V3H172ZM183 4H186V3H184V1H183ZM183 4H182V6H183ZM196 4V3H195ZM199 4V3H198ZM204 4V3H203ZM230 4L229 5H227L228 7L230 6ZM164 5V4H163ZM166 5V4H165ZM164 5V6H165ZM167 5H169V3H167ZM174 5H175V2H174ZM215 5V4H214ZM186 6V5H185ZM196 6V5H195ZM219 6V4L217 5V7ZM227 6L225 7L224 6V8H227ZM166 7V6H165ZM168 7V6H167ZM172 7H173V5H172ZM172 7H170L171 9H172ZM205 7V6H204ZM204 7H202L204 10L206 9V8H204ZM210 7V6H209ZM213 7V6H212ZM215 7V6H214ZM216 7V8H217ZM220 7H221V4H220ZM182 8V7H181ZM211 8V7H210ZM215 8V9H216ZM223 8V9H224ZM189 9V8H188ZM208 9V8H207ZM206 9V10H207ZM220 9V8H219ZM222 9V10H223ZM174 10H175V8H174ZM206 10L204 11V13L206 12ZM222 10H220V12L222 11ZM225 10V9H224ZM227 10V9H226ZM171 11V10H170ZM177 11V10H176ZM175 11V12H176ZM202 11V10H201ZM213 11H214V9H213ZM174 12V14H176L177 15V13H178V11L175 13ZM217 12L219 13V11L217 10ZM228 12V11H227ZM226 12V13H227ZM232 12H230V13H232ZM172 13H173V11H172ZM183 13V12H182ZM203 13V12H202ZM202 13H199L200 15H202ZM208 13V12H207ZM223 13H224V11H223ZM159 14V15H160ZM206 14V13H205ZM213 15L215 14L214 12L212 13ZM217 14V13H216ZM219 14H222V13H219ZM141 15V14H140ZM141 15V16H142ZM184 15V14H183ZM187 15V14H186ZM218 15V14H217ZM227 15V14H226ZM230 15H232V14H230ZM129 16H127V17H129ZM132 16V15H131ZM162 16H158V18H161ZM174 16V15H173ZM179 16V15H178ZM199 16V15H198ZM204 16V15H203ZM202 16V17H203ZM212 16V15H211ZM222 17H226V16H223V15H221ZM237 16V15H236ZM242 16V17H243ZM132 17V18H133ZM164 17H163V19H164ZM166 17V18H167ZM171 17H172V15H171ZM201 17V18H202ZM204 17H206L207 18V16H204ZM208 17H209V15H208ZM215 17V16H214ZM228 17V16H227ZM232 17H233V15H232ZM101 18V19H100ZM131 18V19H132ZM175 18V17H174ZM181 18V17H180ZM180 18H179V20H180ZM183 18V17H182ZM182 18H181V21H182ZM185 18V17H184ZM183 18V19H184ZM231 18V17H230ZM234 18V17H233ZM237 18V17H236ZM235 18V19H236ZM251 18V19H252ZM109 19V20H110ZM128 18H126V20H127ZM134 19V18H133ZM153 19V20H154ZM163 19H161V21L160 22H163L162 20ZM177 19V18H176ZM175 19V20H176ZM210 19V18H209ZM218 19H219V15H218ZM244 19V18H243ZM243 19H241V20H243ZM248 18H246V21H248L247 20ZM255 19H256V17H255ZM105 20V19H104ZM125 20V21H126ZM137 20V19H136ZM142 20V19H141ZM169 20V19H168ZM166 21V22H169V21ZM172 20H174V19H171V24H172ZM178 20V22H180ZM204 20V19H203ZM207 20V19H206ZM205 20V21H206ZM220 20H221V18H220ZM228 20V19H227ZM226 19H224V21H227ZM234 20V19H233ZM257 20V19H256ZM262 20H258V21H256V22H258L256 25H254V24H252L253 26H251L250 25V27H251V29H254V30H256V32L257 33H259V35H261L260 33H262L263 31H264V22L262 21ZM106 21V20H105ZM108 21V20H107ZM125 21H123V22H125ZM128 21V20H127ZM126 21V22H127ZM130 21V20H129ZM165 21L163 22L164 24H165ZM218 21V20H217ZM223 20H221V22H222ZM238 21V20H237ZM250 21V20H249ZM102 22H103V20H102ZM123 22L122 23H119V25H123ZM126 22H125V24H126ZM138 22V21H137ZM155 22V21H154ZM153 22V23H154ZM157 22V24L159 25V21H156ZM159 22V23H158ZM174 22V21H173ZM177 22V23H178ZM188 22V21H187ZM186 22V25L188 24ZM190 22V21H189ZM208 22V21H207ZM213 22H214V20H213ZM219 22V21H218ZM220 22V23H221ZM227 22H229V21H227ZM242 22V21H241ZM104 23V22H103ZM111 23V22H110ZM131 23V22H130ZM153 23H151V24H153ZM182 23H184V22H182ZM181 23V24H182ZM220 23H218V25L220 24ZM222 23H224V22H222ZM226 23V22H225ZM233 23V22H232ZM254 23V22H253ZM124 24V25H125ZM133 24V23H132ZM168 24V23H167ZM165 25V27H167V29H168V26H169V24L168 25ZM175 22L173 23V25L171 26V28L169 29V31H167L165 34L167 35V37H163V39L166 41V44L168 45V47H169V49H171V50H173L170 54H168V53H164V55H165V60H166V64H167V62L170 64H167V65H169V66H171V71L173 70V72H177V74H180V76L178 77V81H173L171 84H173L171 87H170V90H171V94L172 95H174V96H178V97H180L181 96V94H183V93H187V91H188V89L189 88H191L192 89V85H195L196 83H200L199 85H201V82H202V84L204 85V83H207L206 85L208 86L209 84H208V81L207 80H209V78H210V76L211 75H213L212 74V71L210 70H208L204 65H207V64H211L212 62L211 61H213L214 60V58L216 57L215 55V57L213 58L212 56L213 55H209V56H207V55H205L206 56V58H210V57H212L213 58V60H211L212 58H210V60H209V58H208V60H203L201 57V59L203 60V66L204 67H202L201 66V64H202V61H201V63H200V66L202 67V68H200L199 66H198V64H196L197 66H198V68H199V73L197 74V76L195 77V78H191L192 76H190L191 74H187V75H189L190 77H187L186 76V73L185 72H183V69H189V68H187V66L189 67H192L193 65H192V63H190L189 61H187V60H185L184 59V57L186 56L185 54H186V52H188L190 49H192V46H196V44L195 45H192L193 44V42H191V39H189V38H191L189 35H188V33L184 30V29H186V28H182L181 26H179V23L178 24H175ZM196 24V23H195ZM215 24V23H214ZM228 24V23H227ZM226 24V26L228 27L230 24H231V22H230V24L229 25H227ZM243 24V23H242ZM103 25V24H102ZM105 25V24H104ZM108 25H110V24H108ZM114 25V24H113ZM116 25V24H115ZM119 25H117L118 27H119ZM121 25V26H122ZM127 25V24H126ZM125 25V26H126ZM134 25V24H133ZM161 25V24H160ZM159 25V26H160ZM190 25V24H189ZM217 25V24H216ZM217 25V26H218ZM124 26V29H126V30H124V31H127L128 30V26L127 27H125ZM132 26V25H131ZM150 26H153V25H150ZM157 26V25H156ZM162 26V25H161ZM184 27H185V25H183ZM191 26V25H190ZM202 26V25H201ZM220 26H221V24H220ZM223 26H225V24L223 25ZM225 26V27H226ZM232 28H233V26H235V24L233 23L232 25ZM231 26H229L228 27V29L231 27ZM247 26V25H246ZM112 24H111V30H112ZM142 27H143V25H142ZM141 27V28H142ZM154 27V26H153ZM164 27V28H165ZM186 27H188V26H186ZM193 27V26H192ZM204 27V26H203ZM212 27H215V25L214 26H212ZM222 27V26H221ZM241 27V26H240ZM244 27V26H243ZM96 28V29H97ZM114 28V27H113ZM121 28H123V27H120V30H121ZM146 28L148 29V30H146ZM157 28H158V26H157ZM156 28V29H157ZM191 28V27H190ZM211 28V27H210ZM209 28V29H210ZM217 27H215L214 29H216ZM115 29V28H114ZM116 29H118V28H116ZM162 29V28H161ZM188 29H189V27H188ZM214 29H210V30H214ZM218 29V28H217ZM222 29V28H221ZM223 29H225L224 27H223ZM227 29V30H228ZM244 29H246V28H244ZM100 30V29H99ZM98 30V31H99ZM190 30V29H189ZM191 30L193 31L194 29H192L191 28ZM197 30V29H196ZM199 30V29H198ZM200 30H202V29H200ZM199 30V31H200ZM226 30V29H225ZM253 30V31H254ZM94 31V30H93ZM96 31V30H95ZM95 31H94V33H95ZM102 31V30H101ZM101 31H99V32H101ZM105 31H107V30H105ZM109 32H110V30H108ZM113 31V30H112ZM117 31V30H116ZM122 31V30H121ZM120 31V32H121ZM124 31H122V32H124ZM129 31V30H128ZM131 31V30H130ZM137 31H138V29H137ZM137 31H136V33H137ZM142 31V30H141ZM217 31V30H216ZM215 31V34L217 33ZM219 31V30H218ZM222 31V30H221ZM252 31V32H253ZM104 32V31H103ZM113 32H115V31H113ZM121 32V33H122ZM138 32H140V30L138 31ZM149 33H150V30L148 31ZM154 32V31H153ZM156 32V31H155ZM203 32V31H202ZM207 32L209 33V31L207 30ZM212 32V31H211ZM230 32V31H229ZM228 31H227V33H229ZM251 32V33H252ZM115 33H117L118 34V32H115ZM114 33V34H115ZM130 33V32H129ZM142 33V32H141ZM149 33H148V35H149ZM203 33H205V32H203ZM232 33V32H231ZM230 33V34H231ZM236 33V32H235ZM254 34H255V32H253ZM252 33V34H253ZM104 34V33H103ZM124 34V33H123ZM127 34H128V32H127ZM145 34H147V33H145ZM194 34V36H195V33H193ZM192 34V35H193ZM213 33H211V35H212ZM218 34H219V32H218ZM217 34V35H218ZM222 34H223V32H222ZM263 34V33H262ZM96 35V37H97V33L95 34ZM100 35V34H99ZM105 35H107V34H105ZM113 35V34H112ZM111 35V36H112ZM151 35V34H150ZM149 35V36H150ZM156 35H158V34H156ZM198 35V34H197ZM205 36H206V34H204ZM208 35V37H210L209 36V34H207ZM214 35V34H213ZM212 35V36H213ZM221 35V34H220ZM90 36V35H89ZM102 36V35H101ZM115 36H117V35H115ZM118 36H119V34H118ZM117 36V37H118ZM122 36V35H121ZM129 36V35H128ZM153 36V35H152ZM203 36V35H202ZM211 36V37H212ZM219 36V35H218ZM236 36V35H235ZM253 36V35H252ZM256 36V35H255ZM257 36H258V34H257ZM262 36V35H261ZM264 36V35H263ZM99 37V36H98ZM107 37V36H106ZM117 37L115 38L114 36H113V38L116 40L117 39ZM126 37V36H125ZM132 37H133V35H132ZM131 37V38H132ZM136 37V36H135ZM143 37V36H142ZM155 37V36H154ZM157 38H159V35L158 36H156ZM196 37H198V36H196ZM200 37V36H199ZM217 37V36H216ZM220 37V36H219ZM222 37V36H221ZM229 36H227V38H228ZM245 37V36H244ZM67 38V39H68ZM69 38V39H70ZM92 37L90 36V39H91ZM103 38V37H102ZM101 37L99 38L100 40L102 39ZM108 38V37H107ZM110 38V37H109ZM108 38V40H110ZM119 38V37H118ZM130 38V39H131ZM144 38V37H143ZM153 38V37H152ZM156 38V39H157ZM223 38H224V35H223ZM252 37H250V39H251ZM255 38V37H254ZM253 38V39H254ZM64 39V38H63ZM90 39H89V41H90ZM93 39V38H92ZM119 39H121V38H119ZM124 39V38H123ZM133 39V38H132ZM131 39V40H132ZM139 39H141L140 38V36H139ZM160 40H161V42H162V39H161V36H160V38H159ZM194 39H195V37H194ZM193 39V40H194ZM199 39H201V38H199ZM205 39V38H204ZM212 39H214L213 37H212ZM211 39V43H213L214 42V40H212ZM222 39V38H221ZM224 39H226V38H224ZM253 39H251V40H253ZM256 39V38H255ZM258 39V38H257ZM78 40V41H79ZM94 40H95V38H94ZM99 40V41H100ZM107 40V39H106ZM105 40V41H106ZM112 40V39H111ZM122 40V39H121ZM120 40V41H121ZM125 40V39H124ZM124 40H122L124 43H125V41ZM198 40V39H197ZM206 41H207V39H205ZM205 40H199V41H205ZM223 40V39H222ZM238 40V39H237ZM259 40H260V36H259ZM67 41V40H66ZM77 41V42H78ZM130 41V40H129ZM137 41V40H136ZM139 41V40H138ZM141 41V40H140ZM151 41V43L153 42L152 40H150ZM149 41V42H150ZM208 41H210V40H208ZM213 41V42H212ZM217 41V40H216ZM218 41H219V39H218ZM221 41V40H220ZM243 41V40H242ZM241 41V42H242ZM245 41H250V40H245ZM254 41V40H253ZM261 41V40H260ZM263 41H264V38H263ZM65 42V41H64ZM64 42H63V45H64ZM69 42H72V39H71V41H69ZM68 42V43H69ZM76 42V41H75ZM77 42L75 43V44H77ZM94 42H96V41H94ZM101 42V41H100ZM104 42V41H103ZM123 42H121V43H123ZM132 42V41H131ZM145 42V41H144ZM143 42V43H144ZM147 42V41H146ZM146 42H145V44H146ZM159 42V41H158ZM194 42H197V41H194ZM223 42V41H222ZM226 42H227V39H226ZM226 42H224V43H226ZM232 42H234V41H232ZM236 42V41H235ZM247 42H245V43H247ZM79 43H81L80 41H79ZM79 43L77 44L78 46H79ZM84 43H85V41H84ZM87 43V42H86ZM89 43V42H88ZM106 43V42H105ZM107 43H109V41L107 42ZM111 43V42H110ZM123 43V44H124ZM133 44L134 43H136L135 42V39H134V42H132ZM141 43V42H140ZM142 43V44H143ZM199 43H201V42H199ZM207 43V42H206ZM216 42H214V44H215ZM218 43V42H217ZM221 42H219V44H220ZM240 43V42H239ZM245 43H243L244 45H245ZM251 43V42H250ZM255 43V42H254ZM257 43H258V41L256 42V45H257ZM66 44H67V42H66ZM65 44V45H66ZM70 44V43H69ZM69 44H67V46L69 45ZM72 44H73V42H72ZM94 44V43H93ZM98 44V43H97ZM113 44H115V43H113ZM112 44V45H113ZM118 44V43H117ZM141 44V45H142ZM159 44V46H160V44L161 43H158ZM204 44V43H203ZM213 44V45H214ZM223 44V43H222ZM262 44V43H261ZM63 45L61 46L62 48H63ZM77 45H74L73 44V48H75L74 46H77ZM82 45H83V43H82ZM86 45V48H87V44H85ZM100 45V44H99ZM104 45V44H103ZM111 45V46H112ZM125 45H127V44H125ZM131 45V44H130ZM135 45V44H134ZM137 45V44H136ZM147 46H149V44H146ZM156 45V44H155ZM199 45V44H198ZM198 45H197V47H198ZM209 45H212V44H209ZM212 45V47H214V46H216V45H214L213 46ZM243 45V46H244ZM253 45H255V44H253ZM263 45V44H262ZM77 46V47H78ZM84 46V45H83ZM89 46V45H88ZM95 46H96V44H95ZM98 46V45H97ZM96 46V47H97ZM100 46H102V45H100ZM99 46V47H100ZM107 46V45H106ZM114 46V45H113ZM117 46V45H116ZM129 46V45H128ZM138 46V45H137ZM147 46H144V47H147ZM152 46H154V42H153V44L151 45V47ZM158 46V45H157ZM161 46H164V43H163V45H161ZM204 46H206V45H204ZM219 46V45H218ZM223 46H225V45H223ZM222 46V47H223ZM227 46V45H226ZM225 46V47H226ZM241 46H242V43H241ZM241 46H239V47H241ZM249 46H251L252 47V45L250 44V45H247L246 47H249ZM59 47V48H58ZM80 47V46H79ZM85 47V46H84ZM84 47H83V49H84ZM90 47H91V44H90ZM89 47V48H90ZM94 47V46H93ZM99 47H98V49H99ZM105 47V46H104ZM127 47V46H126ZM126 47H124V48H126ZM131 47H135V46H131ZM156 47V46H155ZM167 47V46H166ZM165 47V48H166ZM167 47V48H168ZM200 47V46H199ZM198 47V48H199ZM224 47V48H225ZM250 47V48H251ZM61 48V49H62ZM65 48V47H64ZM67 48V47H66ZM73 48H71V49H73ZM81 48V47H80ZM80 48H78V50L80 49ZM85 48V49H86ZM115 48V47H114ZM123 48V49H124ZM140 48V47H139ZM158 49H159V47H157ZM157 48L155 49V51L157 50ZM163 48V47H162ZM161 48V49H162ZM164 48V49H165ZM203 48V47H202ZM210 48V47H209ZM216 48H217V46H216ZM215 47H214V49H216ZM219 48V47H218ZM217 48V49H218ZM223 48V49H224ZM237 48V47H236ZM255 48V47H254ZM257 48V47H256ZM263 48V47H262ZM68 49H70L69 47H68ZM77 49V48H76ZM91 49H93V48H91ZM102 49V48H101ZM105 49H106V47H105ZM108 49V48H107ZM118 49V48H117ZM127 50H128V47L126 48ZM130 49H132V48H130ZM134 49H137L138 50V48H134ZM148 49V48H147ZM149 49H151V48H149ZM160 49V50H161ZM163 49V50H164ZM204 49H205V47H204ZM204 49H203V51H204ZM213 49V48H212ZM222 49V50H223ZM228 49V48H227ZM225 50V52L226 51H228V50H230V49H228V50ZM239 49V48H238ZM244 49V48H243ZM264 49V48H263ZM58 50V52H60ZM82 50V49H81ZM95 50V49H94ZM97 50V49H96ZM114 50V49H113ZM136 50V51H137ZM151 50H154L153 48L151 49ZM160 50H157V52L159 51L160 52ZM165 50H167V49H165ZM170 50V51H171ZM195 51L196 50H199L200 51V49H196V47H195V49H194ZM207 50V49H206ZM209 50V49H208ZM56 51V52H55ZM64 51V50H63ZM68 51V50H67ZM73 51V50H72ZM75 51V50H74ZM77 51V50H76ZM75 51V52H76ZM83 51V50H82ZM89 51V50H88ZM91 51V50H90ZM89 51V52H90ZM101 51V50H100ZM105 50H103V52H104ZM106 51H108L107 53H108V56H109V49L108 50H106ZM106 51H105V53H106ZM126 51V50H125ZM146 51V50H145ZM162 51V50H161ZM212 51V50H211ZM214 51V50H213ZM212 51V52H213ZM219 51H221V50H219ZM232 51V50H231ZM240 51V49L238 50V52ZM244 51V50H243ZM264 51V50H263ZM62 52V51H61ZM70 52V51H69ZM75 52H73V53H75ZM78 52V51H77ZM84 52H87V49H86V51H84ZM95 52V51H94ZM149 53L151 52V51H148ZM158 52V53H159ZM164 52H166V51H164ZM194 52V51H193ZM198 52V51H197ZM211 52V53H212ZM216 52L218 53V50H216ZM233 53H234V51H232ZM231 52V53H232ZM66 53H68V52H66ZM71 53V52H70ZM82 53V52H81ZM88 53V52H87ZM91 53H93V52H91ZM97 53H100V52H97ZM105 53H102V54H105ZM113 53H115V52H113ZM129 53V52H128ZM130 53H131V51H130ZM129 53V54H130ZM152 53V52H151ZM150 53V54H151ZM153 53H155V52H153ZM191 53H192V51H191ZM196 53V52H195ZM205 53V52H204ZM220 53V52H219ZM218 53V54H219ZM223 53H224V51H223ZM230 52H228V54H229ZM231 53H230V55H231ZM232 53V55L231 56H233L234 54ZM240 53V52H239ZM64 56H65V54L64 53H62ZM62 54H61V57H62ZM83 54V53H82ZM86 54V53H85ZM89 54V53H88ZM101 54V53H100ZM101 54V55H102ZM119 54V53H118ZM124 54V53H123ZM132 54V53H131ZM130 54V55H131ZM137 54H138V51H137ZM141 54V53H140ZM146 54H147V52H146ZM197 54H199V53H197ZM196 54V55H197ZM202 54V56H203V53H201ZM208 54V53H207ZM213 54V53H212ZM221 54V53H220ZM225 54V53H224ZM243 54V53H242ZM241 53L240 54H238V55H242ZM57 55V54H56ZM60 55V54H59ZM67 55V54H66ZM84 55V54H83ZM93 55V54H92ZM106 55V54H105ZM110 55H111V53H110ZM117 55V54H116ZM121 55V54H120ZM139 55V54H138ZM160 55V54H159ZM162 55V54H161ZM185 55V56H184ZM193 55V54H192ZM223 55V54H222ZM226 55H227V52H226ZM226 55H225V57L224 58H226ZM230 55H229V57H230ZM237 55V56H238ZM253 55V54H252ZM50 56H49V58H50ZM74 56V55H73ZM100 56V55H99ZM98 56V57H99ZM104 56V55H103ZM107 56V55H106ZM115 56V55H114ZM113 56V57H114ZM124 56V55H123ZM134 56V55H133ZM136 56V55H135ZM142 56H144L143 54H142ZM151 56V55H150ZM163 56V55H162ZM184 56V57H183ZM205 56H204V58H205ZM219 56V55H218ZM263 56V55H262ZM52 57H54V55L52 56ZM58 57V56H57ZM66 57V56H65ZM68 57V56H67ZM66 57V58H67ZM74 57H76V56H74ZM79 57V56H78ZM83 57V56H82ZM88 57V56H87ZM86 56H85V58H87ZM105 57V56H104ZM109 57H111V56H109ZM118 57V56H117ZM139 57V56H138ZM146 57V56H145ZM144 57V58H145ZM152 57V56H151ZM164 57V56H163ZM192 57V56H191ZM193 57H194V55H193ZM59 58V57H58ZM64 58V57H63ZM71 58V57H70ZM81 58V57H80ZM79 58V59H80ZM84 58V59H85ZM90 58V57H89ZM100 58V57H99ZM116 58V57H115ZM114 58V59H115ZM120 58V57H119ZM118 58V59H119ZM122 58V57H121ZM133 58H135V57H133ZM143 58V57H142ZM147 58L148 57H146L145 59L147 60ZM155 60L157 59V56H156V54L154 55V57H153ZM153 58H152V62H154L153 61ZM162 58V57H161ZM218 58V59H217ZM216 59L219 61V60H221L222 58L220 57V59H219V57H217ZM228 58V57H227ZM234 58H236V56L234 57ZM234 58H229V62H227L226 61V59L224 60H222V61H226L225 62V64L227 63V65H229V66H231L232 68H235V71H236V68H237V66L238 67H240V68H237V71H238V69H240L241 70V74H242V72H245V73H247L248 75V77H250V79H251V77L253 76L254 77V75L255 74H260V72L262 71V67L260 66L262 63H260V65H259V67H261V70H260V68H259V70H258V67H256V68H254V65L255 64H251V65H253V67L251 66V68H249L250 67V65H249V63H248V61H246L247 63H248V65H249V67H247V66H242L243 65V62H242V65L241 64H239V63H237V62H239V61H235V59ZM244 58V57H243ZM246 58V57H245ZM78 59V60H79ZM124 59H125V56H124ZM151 59V58H150ZM196 59V58H195ZM200 59V60H201ZM239 59V58H238ZM69 60H72L73 61V59L71 58V59H69L68 58V61ZM74 60H75V58H74ZM83 60V59H82ZM89 60V59H88ZM87 60V61H88ZM103 60V59H102ZM105 60H106V58H105ZM108 60V59H107ZM136 60V59H135ZM138 60V59H137ZM149 60V59H148ZM160 60V59H159ZM163 60H164V58H163ZM164 60V61H165ZM199 60V61H200ZM217 60H215V62L217 61ZM228 60V59H227ZM239 60H241V59H239ZM261 60V59H260ZM57 61V60H56ZM59 61H61V58H60V60ZM86 61V60H85ZM93 61H98V60H93ZM111 61H112V59H111ZM123 61V60H122ZM259 61V60H258ZM262 61V60H261ZM42 62V61H41ZM47 63H48V61H46ZM50 62V61H49ZM51 62H52V60H51ZM54 62V61H53ZM58 62V61H57ZM65 62V61H64ZM77 62V61H76ZM94 62V64L96 65V63ZM99 62V61H98ZM100 62H101V60H100ZM100 62H99V64H100ZM106 62V61H105ZM104 62V63H105ZM114 62H118V61H114ZM145 62V61H144ZM149 62H151V60L149 61ZM148 62V63H149ZM155 62H158V64H159V62L160 61H155ZM220 62V61H219ZM246 62H245V64H246ZM263 62H264V60H263ZM84 63V62H83ZM87 63H90V62H87ZM92 63V62H91ZM103 63V62H102ZM103 63V64H104ZM121 63V62H120ZM123 63H124V61H123ZM137 63H139L138 61H137ZM164 63V62H163ZM162 63V64H163ZM198 63V62H197ZM224 63V62H223ZM49 64V63H48ZM54 64V63H53ZM55 64H56V62H55ZM62 64V63H61ZM68 64V63H67ZM69 64H71V62L69 63ZM68 64V65H69ZM77 64H78V62H77ZM82 63H80V65H81ZM94 64H92V66H94L95 67V65ZM98 64V63H97ZM108 64V63H107ZM118 64V63H117ZM117 64H112V65H114V66H116ZM151 64V66H149L152 70H153V68H156L157 67V65L158 64H154V65H156V67L155 66H153V68H152V64L153 63H150ZM162 64L160 63V65L162 66ZM166 64H164V65H166ZM217 64V63H216ZM221 64V63H220ZM43 65V64H42ZM41 65V66H42ZM45 65V64H44ZM47 65V64H46ZM73 65H74V63H73ZM83 65V64H82ZM102 65V64H101ZM159 65V67H160V69H161V72L163 71V68L165 67L164 65H163V67L161 68V66ZM166 65V66H167ZM212 65H214V64H212ZM221 65H223V64H221ZM220 65V66H221ZM49 65H47L46 66V68L48 67ZM50 66H52V64L50 65ZM59 66H60V63H59ZM63 66V65H62ZM72 66V65H71ZM76 66V65H75ZM79 66V65H78ZM91 66V65H90ZM91 66V68H93ZM105 65H103V66H101V67H104ZM144 66V65H143ZM142 66V67H143ZM228 66V67H229ZM28 67V66H27ZM35 67V66H34ZM33 66H32V68H34ZM44 67V66H43ZM42 67V68H43ZM53 67H55V66H53ZM88 67V66H87ZM99 67V66H98ZM97 67V68H98ZM130 67H131V65H130ZM141 67V68H142ZM146 67L148 68V64L146 65ZM159 67H157L158 68V71H159ZM223 67H226V68H228L227 66H223ZM246 67L248 68V69H246ZM29 68L31 69V67L29 66ZM37 68V67H36ZM36 68H35V70H36ZM75 69H76V67H74ZM79 68V67H78ZM81 69H82V67H80ZM90 68V69H91ZM109 68V67H108ZM108 68H105V69H107L108 70ZM117 69H118V67H116ZM115 68V69H116ZM128 68H129V66H128ZM132 68V67H131ZM194 68V67H193ZM208 68H209V66H208ZM215 68V67H214ZM226 68H225V70H226ZM243 70H242V69ZM39 69V68H38ZM64 69V68H63ZM75 69H74V71H75ZM87 69H89V68H87ZM99 69V68H98ZM111 70H113V68H110ZM114 69V70H115ZM116 69V70H117ZM134 69V68H133ZM143 69V68H142ZM142 69H139V70H142ZM145 69L146 68H144L143 70L145 71ZM149 69V68H148ZM166 70H167V73H169V71H168V69H167V67L165 68ZM191 69V68H190ZM212 69V68H211ZM216 69H218V67L216 68ZM221 69H222V66H221ZM229 69H230V67H229ZM264 69V68H263ZM14 70V71H15ZM32 70V69H31ZM34 70V69H33ZM43 70H44V68H43ZM46 70V69H45ZM50 70V69H49ZM58 70V69H57ZM85 70V69H84ZM83 70V71H84ZM96 69L94 68V71H95ZM107 70H106V72H107ZM119 70V69H118ZM147 70V69H146ZM165 70V71H166ZM192 70V69H191ZM194 70V69H193ZM207 70H208V72H207ZM232 70H234V69H232ZM25 71H27V70H25ZM28 71H29V69H28ZM59 71V70H58ZM63 71V70H62ZM67 71H68V69H67ZM69 71H71V70H69ZM82 71V70H81ZM81 71H79L80 72V74H81ZM125 71V70H124ZM124 71H123V73H124ZM151 71V70H150ZM170 71V72H171ZM189 71V70H188ZM187 71V72H188ZM217 71V70H216ZM222 72L221 73H223V69L221 70ZM231 71V70H230ZM11 72H12V70H11ZM10 72V73H11ZM45 72V71H44ZM47 72V71H46ZM46 72H45V74H46ZM50 72V71H49ZM49 72H47V73H49ZM53 72V71H52ZM56 72V71H55ZM66 72V71H65ZM64 72V73H65ZM86 72V71H85ZM98 72H100V71H98ZM105 72V71H104ZM105 72V73H106ZM112 72V71H111ZM128 72V71H127ZM138 72V71H137ZM161 72H160V74H161ZM172 72V73H173ZM193 73H195L194 71H192ZM219 73H220V71H218ZM218 72L216 73V74H218ZM224 72H226V71H224ZM6 73H8V72H6ZM37 73V72H36ZM57 73V72H56ZM71 73H73V72H71ZM70 73V74H71ZM87 73H88V71H87ZM94 73H96V72H94ZM101 73V72H100ZM100 73H99V76H101L100 75ZM104 73V74H105ZM113 73H114V71H113ZM111 74V75H109L108 77H110V76H112L113 75V78H114V76L115 77H117V74L115 75V74ZM116 73H118V71L116 72ZM129 73V72H128ZM149 73V72H148ZM152 74H155V72H151ZM156 73L157 74H155V75H158V72L156 71ZM164 74H167V73H165V72H163ZM183 73V74H182ZM227 73H229V72H227ZM227 73H226V75H227ZM233 72L231 71V74H232ZM235 73V72H234ZM262 73H263V71H262ZM15 74H17V73H15L14 72V75ZM19 74H21L20 73V71H19ZM27 75H28V72L26 73ZM40 74V73H39ZM44 74V75H45ZM52 74V73H51ZM60 74V73H59ZM59 74L57 75V76H59ZM69 73L67 72V75H68ZM76 74V73H75ZM75 74H71V75H75ZM109 74V73H108ZM119 74V73H118ZM125 74V73H124ZM127 74V73H126ZM137 74V73H136ZM164 74H162V76L164 75ZM175 75H177L176 73H174ZM173 74V76H175ZM239 74V73H238ZM244 74V73H243ZM242 74V76H244ZM2 75H3V73H2ZM4 75H6V74H4ZM9 74H7L6 76H4V78H7V77H9L8 76ZM11 75V74H10ZM30 75H31V73H30ZM32 75H33V73H32ZM34 75H36V74H34ZM42 75V74H41ZM49 75V74H48ZM65 75V74H64ZM83 75V74H82ZM82 75H81V77H82ZM86 75V74H85ZM89 75V74H88ZM120 75H121V71H120ZM123 75V74H122ZM134 75H135V73H134ZM140 75V77H141V74H139ZM139 75L137 76V77H139ZM144 75V74H143ZM148 75V74H147ZM149 75H151V74H149ZM170 75H171V73H170ZM196 75V74H195ZM222 76V74H219V76ZM225 75V76H226ZM261 75V74H260ZM1 76V75H0ZM16 76H19L18 74L16 75ZM15 76V77H16ZM21 76V75H20ZM22 76H24L23 74H22ZM29 76V75H28ZM38 76V75H37ZM77 76V75H76ZM76 76L74 77V78H76ZM84 76V75H83ZM94 76V75H93ZM95 76H96V74H95ZM105 76V75H104ZM152 76V75H151ZM150 76V77H151ZM167 76H169V75H167ZM178 76V75H177ZM213 76H215V74L213 75ZM217 77L216 76V78H220V80L219 81H221V79L224 77V74H223V76L222 77ZM241 75H240V77H242ZM246 76V79L245 80H242L243 81V83H244V81L245 82H247L248 81V77ZM261 76H263V74L261 75ZM10 77H12V76H10ZM31 77V76H30ZM46 77V76H45ZM52 77V76H51ZM60 77H62V75L60 76ZM79 77H80V75H79ZM79 77H77V78H79ZM97 77V76H96ZM106 77H107V75H106ZM146 77H148V76H146ZM148 78V79H150L151 80V78ZM156 77V76H155ZM163 77H166V76H163ZM171 77V76H170ZM193 77H194V75H193ZM212 77V76H211ZM227 77V76H226ZM239 77V76H238ZM256 77V76H255ZM255 77H254V79L252 80L253 82H255L254 80H256L255 79ZM260 77V76H259ZM257 78V80H259V79H261V78ZM4 78H3V80H4ZM18 78V77H17ZM29 78V77H28ZM34 78H36V77H34ZM38 78H40V77H38ZM53 78H54V76H53ZM66 78V77H65ZM72 78V77H71ZM76 78V79H77ZM85 79H86V77H84ZM90 78V77H89ZM95 78V77H94ZM111 78V77H110ZM162 78V77H161ZM172 78V77H171ZM174 78H176V77H174ZM214 78V77H213ZM212 78V79H213ZM245 78V77H244ZM264 78V77H263ZM1 79V78H0ZM8 79V78H7ZM7 79H5V80H7ZM14 79V78H13ZM21 79V78H20ZM25 79V78H24ZM27 79V78H26ZM31 79H33V77L32 78H30L29 80H31ZM37 79V78H36ZM35 79V80H36ZM48 79V78H47ZM50 79V78H49ZM55 79V78H54ZM58 79V78H57ZM91 79H93L92 77H91ZM138 79V78H137ZM152 79H153V77H152ZM211 79V80H212ZM224 79V78H223ZM222 79V80H223ZM249 79V80H250ZM2 80V79H1ZM0 80V81H1ZM38 80V79H37ZM40 80H41V78H40ZM40 80H38V81H40ZM56 80V79H55ZM59 80V79H58ZM64 80V79H63ZM73 80H75V79H73ZM72 80V81H73ZM87 80V79H86ZM85 80V81H86ZM88 80H90V79H88ZM122 80V79H121ZM145 80H146V82H147V79L145 78ZM162 80H163V78H162ZM207 82H206V81ZM214 80V79H213ZM237 80V79H236ZM241 80V79H240ZM239 79H238V81H240ZM247 80V81H246ZM13 80H11V82H12ZM17 81V80H16ZM21 81V80H20ZM42 81V80H41ZM49 81V80H48ZM60 81V80H59ZM61 81H62V79H61ZM67 81V80H66ZM69 81V80H68ZM81 81V80H80ZM79 81V82H80ZM139 81V80H138ZM164 81H168V80H164ZM205 81V82H204ZM242 81H241V83H242ZM263 81V80H262ZM2 82V81H1ZM8 82V81H7ZM10 82V81H9ZM50 82H51V80H50ZM57 82V81H56ZM69 82H71V81H69ZM76 82H77V80H76ZM82 82V81H81ZM121 82V81H120ZM130 82V81H129ZM145 82V83H146ZM148 82H149V80H148ZM147 82V83H148ZM153 81H151V83H152ZM204 82V83H203ZM213 82V81H212ZM222 82V81H221ZM251 82V81H250ZM250 82H248V84L250 83ZM260 83H261V81H259ZM264 82V81H263ZM14 84L16 83V82H13ZM22 83H23V80H22ZM25 83V82H24ZM36 84H37V82H35ZM35 83H34V85H35ZM73 83H75V82H73ZM78 83V82H77ZM83 83V82H82ZM81 83V84H82ZM165 83V82H164ZM211 83V82H210ZM216 83V82H215ZM217 83H218V85H219V83L220 82H218L217 81ZM241 83H239L238 85H241ZM260 83H258V84H260ZM27 84V83H26ZM32 84H33V81H32ZM52 84H54V83H52ZM60 84V83H59ZM57 85V86H60V85ZM62 84H66V83H64V81H63V83ZM76 84V83H75ZM83 84H86V83H83ZM141 84V83H140ZM148 84H150V82L148 83ZM148 84H142V86L143 85H148ZM168 84V83H167ZM212 84V83H211ZM247 84V85H248ZM253 84H257V83H253ZM22 85V84H21ZM55 85H56V83H55ZM68 85V84H67ZM66 85V86H67ZM71 85V84H70ZM74 85V84H73ZM214 85V84H213ZM217 85V86H218ZM221 86H222V83L220 84ZM252 85V84H251ZM260 85H262V84H260ZM260 85H257L258 87H260ZM54 86V85H53ZM77 86L78 85H76V90H77ZM85 86V85H84ZM83 86V87H84ZM155 86H156V84H155ZM164 87H165V85H163ZM167 86V85H166ZM167 86V89L166 88H164V90L166 89L168 92V95H169V90H168V87ZM202 86V85H201ZM201 86H198V87H201ZM206 86V87H207ZM211 86V85H210ZM209 86V87H210ZM215 86V85H214ZM216 86V87H217ZM220 86V87H221ZM22 87H23V85H22ZM22 87H21V89H22ZM62 87V86H61ZM65 87V86H64ZM71 87H73V86H71ZM81 87V86H80ZM82 87V88H83ZM87 87V86H86ZM157 88L158 87H160V86H156ZM202 87H204V86H202ZM202 87H201V89H202ZM208 87V88H209ZM220 87H218V89L220 88ZM250 87V86H249ZM17 88V87H16ZM16 88H14V89H16ZM38 88V87H37ZM55 88V87H54ZM74 88V89H75ZM81 88V89H82ZM90 88V87H89ZM155 88V87H154ZM161 88L163 89V87H162V85H161ZM205 88V87H204ZM208 88H206V89H208ZM211 89H213L212 87H210ZM215 88V87H214ZM255 88H256V86H255ZM20 89V88H19ZM60 89H62V88H60ZM64 89V88H63ZM79 89V88H78ZM81 89L80 90H78V91H81ZM138 89V88H137ZM191 89H190V91H191ZM193 89H195V88H193ZM197 89H199V88H197ZM216 89V88H215ZM251 89H253V87L251 88ZM260 89H261V87H260ZM88 90H90V89H88ZM87 90V88H86V91H88ZM92 90V89H91ZM90 90V91H91ZM98 90V89H97ZM153 90V89H152ZM158 90H159V88H158ZM158 90H157V92H155L156 91V89H155V91L153 90V93L155 92V94L156 93H158V94H160L161 93V91H160V93L158 92ZM164 90H162V91H164ZM204 91H205V89H203ZM203 90H201V95H203L202 94V91ZM214 90V89H213ZM212 90V91H213ZM217 90V89H216ZM216 90H214V92H216V94H217V91ZM221 90H222V87H221ZM254 90H256V89H254ZM259 90V89H258ZM36 91V90H35ZM129 91V90H128ZM142 91H143V89H142ZM196 91H198V90H196ZM200 91V90H199ZM208 92L210 91L211 92V90L210 89H208L207 90ZM260 91V90H259ZM37 92V91H36ZM98 92V91H97ZM192 92V91H191ZM206 92V91H205ZM219 92L221 93V91H220V89H219ZM223 92V91H222ZM258 92V91H257ZM57 93V92H56ZM61 93V92H60ZM80 93V92H79ZM91 93V92H90ZM100 93V92H99ZM127 93V92H126ZM130 93H133V92H130ZM189 93V92H188ZM187 93V94H188ZM194 93H195V91L193 92V95H192V93H190L192 96H194ZM197 93V92H196ZM195 93V94H196ZM199 93V92H198ZM196 94V95H198L199 96V94ZM204 93V92H203ZM261 93V92H260ZM134 94V93H133ZM132 94V96H134ZM136 94V93H135ZM154 94V95H155ZM170 94V96H172ZM190 94H188L191 98H192V96L190 95ZM209 94V93H208ZM216 94H214L213 93V95L212 94H210V95H212V96H216ZM219 94V93H218ZM217 94V95H218ZM222 94V93H221ZM220 94V95H221ZM257 94H259V93H257ZM84 95V94H83ZM94 95V94H93ZM180 95V96H179ZM205 95V94H204ZM204 95H203V99H205V97H204ZM206 95H207V93H206ZM40 96V95H39ZM162 96V94L160 95V97ZM167 96V95H166ZM174 96H173V99H174ZM222 96V95H221ZM259 96H261V95H259ZM264 96V95H263ZM97 97V96H96ZM121 97V96H120ZM129 97V96H128ZM157 97V96H156ZM182 97H183V95H182ZM181 97V98H182ZM188 98V100L190 99V103L192 102L191 101V98ZM209 97V96H208ZM207 97V98H208ZM81 98V97H80ZM85 98V97H84ZM87 98V97H86ZM105 98V97H104ZM167 98V97H166ZM171 98L172 97H170V99H169V97H168V99L169 100H171ZM180 98V99H181ZM195 97H193L192 99H194ZM200 98H202L201 96H200ZM200 98H195V99H200ZM241 98V97H240ZM259 97L257 96V99H258ZM262 98V97H261ZM260 98V99H261ZM264 98V97H263ZM262 98V99H263ZM89 99V98H88ZM157 99V98H156ZM161 99V98H160ZM175 99H176V97H175ZM183 99H185V97L184 98H182V100ZM211 99V98H210ZM210 99H207V100H210ZM216 99V98H215ZM214 99V100H215ZM107 100V99H106ZM187 100V101H188ZM212 100V99H211ZM212 101V102H215V101ZM217 100H218V98H217ZM216 100V101H217ZM224 100V99H223ZM178 102H179V100H177ZM181 101V100H180ZM195 101V100H194ZM197 101V100H196ZM204 102H205V100H203ZM221 101V100H220ZM177 102V103H178ZM182 102V101H181ZM180 102V103H181ZM189 102V101H188ZM202 102V101H201ZM201 102H198V103H201ZM225 102V101H224ZM223 102V103H224ZM258 102V101H257ZM261 102V101H260ZM263 102H264V100H263ZM262 102V103H263ZM90 103V102H89ZM172 103H173V101H172ZM174 103H176V101L174 102ZM192 103H194V102H192ZM208 103V102H207ZM210 104H211V101L209 102ZM3 104V103H2ZM5 104V103H4ZM3 104V105H4ZM182 104V103H181ZM197 104V103H196ZM205 104V103H204ZM204 104H203V106H204ZM214 104V103H213ZM217 104V103H216ZM219 104H221L220 102H219ZM225 104V103H224ZM224 104H223V106H224ZM227 104V103H226ZM14 105V104H13ZM18 105V104H17ZM102 105V104H101ZM144 105V104H143ZM183 105V104H182ZM186 105H187V103H186ZM188 105H190L189 103H188ZM200 105V104H199ZM212 105V104H211ZM215 105V104H214ZM264 105V104H263ZM5 106V105H4ZM61 106V105H60ZM173 106H175L174 104H173ZM177 106V105H176ZM174 107L176 110H178L177 109V107ZM184 107H186L185 105H183ZM191 106V105H190ZM190 106H188L189 107V109H190ZM201 106V105H200ZM207 106V105H206ZM210 106V105H209ZM209 106H208V108H209ZM218 106H220V105H218ZM118 107V106H117ZM183 107V108H184ZM187 107V108H188ZM193 107L194 106H192L191 108H192V110H193ZM195 107H198V106H196L195 105ZM195 107H194V109H195ZM202 107V106H201ZM214 107V108H213ZM212 107V109H215L216 107L215 106H213ZM222 107V106H221ZM264 107V106H263ZM119 108V107H118ZM182 108V107H181ZM187 108H184V109H187ZM203 108V107H202ZM207 108V109H208ZM220 108V107H219ZM225 108V106L223 107V109ZM8 109V108H7ZM160 109V108H159ZM188 109V110H189ZM198 109V111H199V107L197 108ZM197 109H195V110H197ZM201 109V108H200ZM212 109H210V110H212ZM218 109V108H217ZM221 109V108H220ZM223 109H221V111H223ZM1 110V109H0ZM11 110V109H10ZM18 110V109H17ZM20 110V109H19ZM42 110V109H41ZM170 110V109H169ZM183 110V109H182ZM201 110H203V112H204V110H205V112L207 111L206 109H201ZM200 110V111H201ZM209 110V111H210ZM225 110V109H224ZM12 111V110H11ZM184 111V110H183ZM189 111H191V109L189 110ZM200 111H199V113H200ZM220 111V112H221ZM253 111V110H252ZM3 113H4V111H2ZM6 112V111H5ZM14 112V111H13ZM197 112V111H196ZM195 112V113H196ZM202 112V111H201ZM202 112V113H203ZM212 112V111H211ZM216 112V111H215ZM224 112V111H223ZM222 112V113H223ZM105 113V112H104ZM108 113V112H107ZM180 113H182V114H184L185 112H182V111H180ZM191 113V112H190ZM192 113H194V111L192 112ZM198 113V112H197ZM196 113V115H198ZM210 112H207V113H203L202 115H204V114H209ZM221 113V114H222ZM226 113V112H225ZM236 113V112H235ZM253 113V112H252ZM9 114V113H8ZM134 114V113H133ZM186 114V113H185ZM218 114H220V113H218ZM220 114V115H221ZM233 114V113H232ZM26 115V114H25ZM35 115V114H34ZM111 115V114H110ZM196 115H195V117H196ZM210 115H211V113H210ZM209 115V116H210ZM213 115H215L214 113H212V116ZM216 115H217V112H216ZM215 115V116H216ZM219 115V116H220ZM224 115V114H223ZM241 115V114H240ZM120 116V115H119ZM129 116V115H128ZM149 116V115H148ZM191 116V115H190ZM194 116V115H193ZM199 116H200V114H199ZM98 117V116H97ZM201 117V116H200ZM200 117H197L198 119L200 118ZM206 117H207V115H206ZM217 117V116H216ZM216 117L214 118V116L213 117H211L210 116V118L211 119H216ZM223 117V116H222ZM222 117H219V118H222ZM224 117H225V115H224ZM223 117V119H225ZM227 117H229L228 115H227ZM256 117V116H255ZM111 118V117H110ZM203 118H205L204 116H203ZM230 119L232 118V117H229ZM168 119V118H167ZM192 119H194V118H192ZM198 119H195V120H198ZM207 119V118H206ZM209 119V118H208ZM213 119V120H214ZM230 119H229V121H230ZM264 119V118H263ZM64 120V119H63ZM74 120V119H73ZM117 120V119H116ZM217 120V119H216ZM215 120V121H216ZM219 120V119H218ZM228 120V119H227ZM242 120V119H241ZM28 121V120H27ZM79 121V120H78ZM100 121V120H99ZM112 121V120H111ZM201 121H202V119H201ZM207 121V122H206ZM205 122H206V124L208 123V120H206ZM232 121H233V118H232ZM3 122V121H2ZM25 122V121H24ZM45 122V121H44ZM162 122V121H161ZM191 122H192V120H191ZM197 122H199V120L198 121H196L195 123H197ZM213 122V121H212ZM217 122V121H216ZM215 122V123H216ZM218 122H220V121H218ZM225 122V121H224ZM241 122V121H240ZM100 123V122H99ZM143 123V122H142ZM214 123V122H213ZM212 123V124H213ZM222 123V122H221ZM221 123H217V124H221ZM226 123V122H225ZM228 123L230 124V122H227V125H228ZM231 123H234V122H231ZM73 124V123H72ZM79 124V123H78ZM203 125V123L201 122L200 124L198 123V126L199 125ZM211 124V125H212ZM7 125V124H6ZM14 125V124H13ZM52 125V124H51ZM69 125V124H68ZM163 125V124H162ZM201 125V126H202ZM219 125H218V127H219ZM226 125V126H227ZM237 125V124H236ZM236 125H233V127L235 126V127H237ZM138 126V125H137ZM197 126V124H196V126H195V128H197L198 127ZM205 126H207V125H205ZM209 126V125H208ZM217 126V125H216ZM225 126V125H224ZM226 126H225V128L223 127V126H220V129H221V127H223V129L222 130H224L225 131V133H226ZM232 126V125H231ZM231 126H229V128H231ZM56 127V126H55ZM131 127V126H130ZM189 127V126H188ZM194 127V122H193V125H192V127L191 128H193ZM212 127V126H211ZM215 127V124L213 125V128ZM217 127V128H218ZM6 128V127H5ZM11 128V127H10ZM171 128V127H170ZM190 128V129H191ZM201 128V127H200ZM205 128V127H204ZM65 129V128H64ZM81 129V128H80ZM90 129V128H89ZM100 129V128H99ZM179 129H181L180 127H179ZM184 129V128H183ZM187 129V128H186ZM212 129V128H211ZM235 129V128H234ZM188 130V129H187ZM193 130V129H192ZM199 130V129H198ZM198 130H196V131H198ZM207 130V129H206ZM230 130V129H229ZM228 130V131H229ZM140 131V130H139ZM171 131V130H170ZM195 131V130H194ZM193 131V132H194ZM195 131V132H196ZM224 131H222V132H224ZM227 131V135H229L230 133ZM263 131V130H262ZM4 132V131H3ZM69 132V131H68ZM86 132V131H85ZM133 132V131H132ZM143 132H144V130H143ZM187 132V131H186ZM189 132V131H188ZM194 132V133H195ZM200 132V131H199ZM199 132L197 133V134H194V135H198L199 134ZM201 132H202V130H201ZM115 133V132H114ZM184 133V132H183ZM203 133V132H202ZM202 133H200V135L202 134ZM209 133V132H208ZM221 133V132H220ZM28 134V133H27ZM96 134V133H95ZM109 134V133H108ZM136 134V133H135ZM181 134V133H180ZM187 134V133H186ZM189 134V133H188ZM203 134H206L207 135V132L206 133H203ZM219 133H217V135H218ZM129 135V134H128ZM190 135V134H189ZM188 135V136H189ZM206 135H204V136H206ZM208 135H210V134H208ZM213 135H215L214 133H213ZM223 135V134H222ZM39 136V135H38ZM141 136V135H140ZM210 136H212V133H211V135ZM209 136V139H207V140H210V137ZM219 136V135H218ZM224 136V135H223ZM72 137V136H71ZM77 137V136H76ZM124 137V136H123ZM150 137V136H149ZM169 137V136H168ZM182 137H183V135H182ZM190 137H191V135H190ZM214 137V136H213ZM17 138H19V137H17ZM86 138V137H85ZM109 138V137H108ZM127 138V137H126ZM184 138V137H183ZM189 138V137H188ZM197 138H198V136H197ZM202 138V137H201ZM227 136H226V140H227ZM110 139V138H109ZM115 139V138H114ZM132 139V138H131ZM160 139V138H159ZM187 138H185V140H186ZM212 139V138H211ZM214 139L216 140V137H214ZM218 139V138H217ZM222 139H225L224 137L222 138ZM228 139H230V138H228ZM241 139V138H240ZM51 140H52V138H51ZM78 140V139H77ZM144 140V139H143ZM226 140L224 141L225 143H227L226 142ZM232 140V139H231ZM72 141V140H71ZM161 141V140H160ZM171 141V140H170ZM189 141V140H188ZM212 141H213V139H212ZM219 141V140H218ZM221 141V140H220ZM88 142V141H87ZM99 142V141H98ZM103 142V141H102ZM155 142V141H154ZM210 141H208V143H209ZM231 142V141H230ZM229 142V143H230ZM232 142H233V140H232ZM245 142V141H244ZM141 143V142H140ZM174 143V142H173ZM173 143H171V144H173ZM214 143H217L216 141L214 142ZM213 143V144H214ZM222 143H223V141H222ZM225 143L224 144H222V145H224L225 146ZM229 143H227L228 145H229ZM159 144V143H158ZM175 144V143H174ZM173 144V146H175ZM213 144H212V146H213ZM219 144H220V142H219ZM86 145H87V143H86ZM126 145V144H125ZM208 145V144H207ZM217 145V144H216ZM227 145V146H228ZM52 146V145H51ZM69 146V145H68ZM146 146V145H145ZM144 146V147H145ZM211 147V146H210ZM61 148V147H60ZM114 148V147H113ZM176 148V147H175ZM174 148V149H175ZM71 149V148H70ZM76 149V148H75ZM134 149V148H133ZM146 149V148H145ZM245 149V148H244ZM264 149V148H263ZM52 150V149H51ZM59 150V149H58ZM69 150V149H68ZM141 150V149H140ZM144 150V149H143ZM222 150V149H221ZM74 151V150H73ZM105 151V150H104ZM201 151V150H200ZM116 152V151H115ZM145 152V151H144ZM224 152V151H223ZM69 153V152H68ZM99 153V152H98ZM118 153H120V152H118ZM129 153V152H128ZM131 153V152H130ZM103 154V153H102ZM170 154V153H169ZM179 155V154H178ZM188 155V154H187ZM186 155V153H185V156L186 157H188ZM150 156V155H149ZM221 156V155H220ZM254 156V155H253ZM61 157V156H60ZM151 157H153L152 156V154H151ZM132 158V157H131ZM235 158V157H234ZM182 159V158H181ZM184 159H185V157H184ZM226 159V158H225ZM232 159V158H231ZM59 160V159H58ZM66 160V159H65ZM64 160V161H65ZM83 160V159H82ZM105 160V159H104ZM202 160V159H201ZM76 161V160H75ZM93 161V160H92ZM107 161V160H106ZM173 161V160H172ZM184 161V160H183ZM66 162H69V161H67L66 160ZM65 162V163H66ZM163 162V161H162ZM179 162H180V160H179ZM178 162V163H179ZM182 162V161H181ZM71 163V162H70ZM132 163V162H131ZM141 163V162H140ZM174 163H175V161H174ZM225 163V162H224ZM68 164V163H67ZM235 165H236V162L234 163ZM233 164V165H234ZM58 165V164H57ZM69 165H71V164H69ZM174 165V164H173ZM233 165H231V166H233ZM234 165V166H235ZM240 164H238V166H239ZM44 166V165H43ZM153 166V165H152ZM171 166V165H170ZM184 166V165H183ZM203 166V165H202ZM32 167V166H31ZM173 167V166H172ZM176 167H179L178 165L176 166ZM236 167V166H235ZM245 167H247V166H245ZM9 168V167H8ZM72 168V167H71ZM198 168V167H197ZM200 168V167H199ZM211 168V167H210ZM215 168V167H214ZM236 168H239V167H236ZM240 168H243V166H241L240 165ZM89 169V168H88ZM97 169V168H96ZM139 169V168H138ZM175 169V168H174ZM178 169H180V168H178ZM245 170H246V168H244ZM29 170V169H28ZM195 170V169H194ZM199 170V169H198ZM198 170H197V172H198ZM172 171V170H171ZM171 171H170V175H172V173H171ZM196 171V170H195ZM201 171H202V169H201ZM204 171V170H203ZM240 171V170H239ZM129 172V171H128ZM176 172V171H175ZM179 172V171H178ZM22 173V172H21ZM43 173V172H42ZM99 173V172H98ZM155 173V172H154ZM1 174V173H0ZM146 174V173H145ZM153 174V173H152ZM139 175V174H138ZM147 175H148V173H147ZM155 174H153V176H154ZM156 175H158V174H156ZM176 175V174H175ZM174 175V176H175ZM32 176V175H31ZM96 176V175H95ZM145 176V175H144ZM143 176V177H144ZM152 176V175H151ZM183 176V175H182ZM4 177V176H3ZM26 177V176H25ZM91 177V176H90ZM137 177V176H136ZM135 177V178H136ZM171 177H173V176H171ZM73 178V177H72ZM105 178V177H104ZM145 178H147L148 180H150L147 176H145L144 177V179ZM152 178V177H151ZM167 178V177H166ZM175 178H176V176H175ZM182 178H186V177H182ZM14 179V178H13ZM23 179V178H22ZM89 179V178H88ZM111 179V178H110ZM154 179V178H153ZM164 179V178H163ZM187 179V178H186ZM189 179V178H188ZM15 180V179H14ZM102 180H103V176H102ZM160 180H161V178H160ZM159 180V181H160ZM168 180V182L169 181H171L170 180V178L169 179H167ZM181 180V179H180ZM183 180V179H182ZM191 180H193V179H191ZM244 180V179H243ZM42 181H44V180H42ZM158 181V180H157ZM165 181V180H164ZM176 182H178L177 180H175ZM185 181V180H184ZM187 181V180H186ZM189 181V180H188ZM197 181V180H196ZM13 182V181H12ZM31 182H32V180H31ZM90 182V181H89ZM117 182V181H116ZM115 182V183H116ZM119 182V181H118ZM126 182V181H125ZM145 182H149V181H145ZM161 182V181H160ZM159 182V183H160ZM163 182V181H162ZM181 183H182V181H180ZM195 182V181H194ZM193 181L191 182V183H194ZM11 183V182H10ZM44 183H45V181H44ZM108 183V182H107ZM134 183V182H133ZM151 183H153L152 181H150V184ZM172 183H173V180H172ZM175 183V182H174ZM190 183V184H191ZM196 183V182H195ZM199 183V182H198ZM198 183H196V185L198 184ZM246 183V182H245ZM47 184V183H46ZM117 184V186L119 187V183H116ZM131 184V183H130ZM162 184V183H161ZM170 184V183H169ZM169 184H168V187H170L169 186ZM183 184V183H182ZM186 184H188V186H190L189 185V183L188 182H186ZM202 184V183H201ZM20 185V184H19ZM29 185V184H28ZM86 185V184H85ZM99 185V184H98ZM104 185V184H103ZM112 185H113V183H112ZM115 185V184H114ZM141 185V184H140ZM152 185V184H151ZM160 185V184H159ZM175 185H178V184H176L175 183ZM180 185L181 184H179V188H180ZM203 185V184H202ZM4 186V185H3ZM116 186V187H117ZM156 186H158V184H156L155 185V187ZM163 186V185H162ZM174 186V185H173ZM184 186H185V184H184ZM187 186V185H186ZM187 186V187H188ZM195 186V184H193V187ZM22 187V186H21ZM66 187V186H65ZM117 187V188H118ZM135 187V186H134ZM164 187H165V184H164ZM166 187H167V185H166ZM167 187V188H168ZM102 188V187H101ZM115 188V187H114ZM137 188V187H136ZM150 188H151V186H150ZM150 188L148 189V190H150ZM153 188V187H152ZM156 188H158V187H156ZM161 188V187H160ZM175 188H176V186H175ZM183 188V187H182ZM181 188V189H182ZM189 188V187H188ZM202 188H203V186H202ZM205 188V187H204ZM113 189V188H112ZM119 189H120V187H119ZM122 190H123V188H121ZM126 189V188H125ZM124 189V190H125ZM154 189V188H153ZM152 189V190H153ZM170 190L172 189V187L171 188H169ZM178 189V188H177ZM192 188H190L189 190H191ZM194 189H196L195 187H194ZM194 189H192L194 192L197 190H194ZM31 190V189H30ZM86 190V189H85ZM108 190V189H107ZM114 190V189H113ZM116 190V189H115ZM128 190H130V188L128 189ZM145 190H146V188H145ZM150 190L151 192H152V194L154 193L153 191H155V192H159L157 189H155V190ZM173 190H175V189H173ZM179 190V189H178ZM178 190L177 191H175V192H178ZM183 190H184V188H183ZM188 190V191H189ZM202 190H204L205 191V189H202ZM201 190V191H202ZM20 191V190H19ZM100 191V190H99ZM169 191V190H168ZM192 191V192H193ZM197 191H199L200 192V189L199 190H197ZM204 191H203V193H204ZM222 191H223V189H222ZM34 192H36V191H34ZM56 192H57V190H56ZM94 192V191H93ZM102 192V191H101ZM107 192V191H106ZM123 191H121L120 190V193H122ZM125 192V191H124ZM123 192V194H125ZM149 192V191H148ZM151 192L149 193V194H151ZM160 192H161V190H160ZM159 192V193H160ZM181 192V191H180ZM183 192H186V193H184V195L186 194L187 195V191H183ZM193 192V193H194ZM212 192V191H211ZM14 193V192H13ZM47 193V192H46ZM114 193V192H113ZM115 193H118V191H116ZM114 193V194H115ZM147 193V192H146ZM158 193V194H159ZM190 193V192H189ZM197 193V194H196ZM196 193H194L195 195H198L199 193L198 192H196ZM207 192H205L204 194H206ZM209 193V192H208ZM215 193V192H214ZM3 194V193H2ZM25 194V193H24ZM23 194V195H24ZM95 194V193H94ZM122 194V195H123ZM127 194V193H126ZM133 194V193H132ZM136 194V193H135ZM161 194H167L166 192L165 193H161ZM171 194V193H170ZM170 194H168V195H170ZM173 194H175V193H173ZM177 194H179V193H176L175 195H177ZM193 194V195H194ZM203 194V195H204ZM12 195V194H11ZM54 195V194H53ZM65 195V194H64ZM77 195V194H76ZM115 195H117V194H115ZM120 195V194H119ZM119 195H118V197H119ZM128 195H129V193H128ZM148 197H149V195L148 194H146ZM163 195H161V196H163ZM180 195V194H179ZM181 195H182V193H181ZM180 195V196H181ZM193 195H191L190 197H192ZM14 196V195H13ZM80 196H82L81 194H80ZM114 195L112 194V197H113ZM121 196V195H120ZM124 196H126V195H124ZM123 196V197H124ZM147 196H146V199H147ZM151 196V195H150ZM153 196H154V194H153ZM157 196V195H156ZM158 196H160V195H158ZM157 196V197H158ZM172 196V195H171ZM188 196H189V194H188ZM200 196H201V194H200ZM208 196V195H207ZM17 197V196H16ZM19 197V196H18ZM31 197V196H30ZM37 197V196H36ZM51 197V196H50ZM122 197V196H121ZM120 197V198H121ZM122 197V198H123ZM128 197V196H127ZM166 197V196H165ZM165 197H164V199H165ZM185 197V196H184ZM189 197V198H190ZM197 197V196H196ZM202 197V196H201ZM3 198V197H2ZM33 198V197H32ZM86 198H88V197H86ZM91 198V197H90ZM116 198V197H115ZM133 198V197H132ZM144 198V197H143ZM158 198H160V199H162L161 197H158ZM167 198L168 197H166V201H168L167 200ZM182 198V197H181ZM188 198V197H187ZM193 198V197H192ZM204 198V197H203ZM22 199V198H21ZM24 199V198H23ZM80 198H78V200H79ZM106 199V198H105ZM124 199H125V197H124ZM146 199L144 200V202L145 203H147L148 204V200L146 201ZM155 199H157V198H155ZM160 199H159V201H160ZM164 199H162L163 201H165ZM173 199V196H172V198H171V200ZM175 199H177V198H175ZM184 199H186V198H184ZM197 199H200L199 197H197ZM202 199V198H201ZM200 199V200H201ZM34 200V199H33ZM91 200V199H90ZM93 200V199H92ZM108 200V199H107ZM117 200V199H116ZM127 200V199H126ZM125 200V201H126ZM170 200V199H169ZM174 200V199H173ZM178 200V199H177ZM176 200V201H177ZM181 200V199H180ZM193 200V199H192ZM203 200V199H202ZM204 200H205V198H204ZM204 200H203V203H204ZM47 201V200H46ZM111 201H112V199H111ZM115 201V200H114ZM113 201V202H114ZM121 201H122V199H121ZM120 201V202H121ZM124 201V200H123ZM124 201V202H125ZM133 201V200H132ZM138 201V200H137ZM136 201V202H137ZM152 201V200H151ZM153 201H155V200H153ZM165 201V202H166ZM175 201V202H176ZM183 201V200H182ZM186 201L187 200H185V204H186ZM207 201V200H206ZM209 201H211V200H209ZM7 202V201H6ZM10 202V201H9ZM13 202V201H12ZM30 202H31V200H30ZM54 202V201H53ZM113 202H111L113 205H114V203ZM117 202V201H116ZM128 202V201H127ZM139 202V201H138ZM137 202V203H138ZM165 202H164V205H162L163 207H166L165 206ZM180 202V201H179ZM178 202V203H179ZM190 201H188V203H189ZM194 202H195V200H194ZM196 202H197V200H196ZM1 203V202H0ZM24 203V202H23ZM51 203V202H50ZM80 203H81V201H80ZM85 203V202H84ZM132 203V202H131ZM143 203V202H142ZM152 203V205H153V202H151ZM155 203V202H154ZM156 203L158 204V202H157V200H156ZM177 203V202H176ZM192 203L193 202H190V204L192 205ZM197 203H199V202H197ZM197 203L195 204V203H193V204H195L196 206H198L197 205ZM49 204V203H48ZM86 204V203H85ZM99 204V203H98ZM105 204V203H104ZM106 204H108V203H106ZM111 204V205H112ZM117 204H118V202H117ZM126 204V203H125ZM136 204V203H135ZM140 204V203H139ZM147 204H144V206L145 205H147ZM156 204V205H157ZM161 201H160V203H159V206H161ZM170 204H171V201H170ZM173 204V203H172ZM171 204V205H172ZM180 205H181V203H179ZM183 204H184V202H183ZM189 204V205H190ZM202 204V203H201ZM200 204V205H201ZM206 204H207V202H206ZM205 204V205H206ZM210 204H212L211 202H210ZM32 205V204H31ZM127 205V204H126ZM131 204H129L128 206H130ZM152 205H151V207H149V212H150V208L152 209ZM174 206H175V204H173ZM173 205H172V207H173ZM188 205V206H189ZM204 205V204H203ZM202 205V206H203ZM215 205V204H214ZM213 205V206H214ZM83 206V205H82ZM87 206V205H86ZM104 206V205H103ZM107 206V205H106ZM108 206H110V204L108 205ZM116 206H118V208H119V205H116ZM125 206V205H124ZM132 206V205H131ZM137 206H138V204H137ZM141 205H139V207H140ZM143 206V207H144ZM148 206H150L149 204H148ZM147 206V207H148ZM154 206V205H153ZM159 206H157V208H159ZM184 206V205H183ZM212 206V205H211ZM210 206V207H211ZM212 206V207H213ZM14 207V206H13ZM78 207V206H77ZM76 207V208H77ZM80 207V206H79ZM101 206H99V208H100ZM113 207H115V206H113ZM112 207V208H113ZM126 207V206H125ZM133 207V206H132ZM177 207V206H176ZM181 207V206H180ZM185 207V206H184ZM199 207V206H198ZM217 207V206H216ZM3 208V207H2ZM40 208V207H39ZM70 208V207H69ZM98 208V209H99ZM105 208V207H104ZM110 208V207H109ZM117 208V207H116ZM124 208V207H123ZM138 208V207H137ZM140 208H142V207H140ZM154 208H156V207H154ZM178 208H179V206H178ZM183 208V207H182ZM4 209V208H3ZM34 209V208H33ZM64 209V208H63ZM62 209V210H63ZM95 209V208H94ZM114 209V208H113ZM113 209H112V211L111 212H113ZM129 209V208H128ZM131 209V208H130ZM135 209V206L133 207V210ZM160 209H162V208H160ZM159 209V210H160ZM166 209H168V208H166ZM170 209V208H169ZM168 209V210H169ZM174 209H175V207H174ZM173 209V210H174ZM199 209V208H198ZM201 209V212L204 210H202V207L200 208ZM207 210L208 209H210L209 207H207L206 208ZM205 209V210H206ZM31 210V209H30ZM103 211H104V209H102ZM110 210V209H109ZM135 210H137V209H135ZM144 210L146 211V206H145V208H144ZM143 210V211H144ZM158 210V209H157ZM156 210V211H157ZM163 210V209H162ZM161 210V211H162ZM172 210V211H173ZM177 210V209H176ZM185 210H186V208H185ZM193 210H195V209H193ZM242 210V209H241ZM21 211V210H20ZM33 211V210H32ZM49 211H50V209H49ZM94 211H97L96 209L94 210ZM123 211V210H122ZM121 211V212H122ZM126 211V210H125ZM131 211V210H130ZM129 211V212H130ZM138 211H140V210H138ZM142 211V212H143ZM147 211V212H148ZM155 210H154V213L156 212ZM167 211V210H166ZM171 211V212H172ZM216 211H218V210H215L214 211V209H213V212H216ZM226 211V210H225ZM100 212H101V210L98 212V214H99V216H100ZM106 212V211H105ZM104 212V213H105ZM124 212V211H123ZM127 212H128V210H127ZM132 212V211H131ZM141 212V211H140ZM147 212H145V213H147ZM152 212H153V209H152ZM168 212V211H167ZM176 212V211H175ZM187 212V211H186ZM185 212V213H186ZM189 212V211H188ZM191 212V211H190ZM194 212V211H193ZM192 212V213H193ZM196 212V211H195ZM201 212H199L198 211V214L199 213H201ZM210 212H211V210H210ZM229 212V211H228ZM11 213V212H10ZM43 213H45V212H43ZM91 213V212H90ZM94 213H96V212H94ZM93 212L91 213V214H94ZM154 213L152 214V215H154ZM165 213V212H164ZM169 213V212H168ZM168 213H167V215L166 216H168ZM180 213V212H179ZM183 213H184V211H183ZM207 214H208V212H206ZM217 213V212H216ZM35 214V213H34ZM97 214V213H96ZM102 214H103V212H102ZM106 214V213H105ZM116 214H118V213H115V215ZM122 213H120V215H121ZM129 214V213H128ZM131 214V213H130ZM133 214V213H132ZM137 214H138V212H137ZM140 214V213H139ZM138 214V215H139ZM144 214V213H143ZM148 214H150V213H148ZM160 214V213H159ZM169 214H171V213H169ZM191 214V213H190ZM189 214V215H190ZM195 214H197V213H195ZM194 214V215H195ZM202 214V213H201ZM204 214H205V212H204ZM204 214H203V217L205 218V216H204ZM264 214V213H263ZM262 214V215H263ZM29 215V214H28ZM41 215V214H40ZM113 215V214H112ZM127 215V214H126ZM134 215V214H133ZM133 215H128L129 217H132ZM156 215V214H155ZM162 215H164V214H162ZM180 215V214H179ZM183 215V214H182ZM193 215V216H194ZM200 215V214H199ZM214 215H216V214H214ZM82 216V215H81ZM91 216V215H90ZM102 216V215H101ZM100 216V217H101ZM103 216H104V214H103ZM102 216V217H103ZM122 217H123V215H121ZM128 216L126 217V218H128ZM135 216H136V214H135ZM140 216H141V214H140ZM139 216V217H140ZM144 216V215H143ZM146 216H148V215H146ZM146 216H145V219H146ZM150 217H151V215H149ZM158 216V215H157ZM166 216H164L163 218H165ZM188 216V215H187ZM186 216V217H187ZM12 217V216H11ZM30 217V216H29ZM40 217V216H39ZM62 217H63V215H62ZM84 217H86L85 216V214H84ZM92 217V218H91ZM90 218L91 219H94V221H93V223L95 222V220H96V218H98V220H99V217L98 216H96L95 215V218H93L94 216H91ZM160 217V216H159ZM159 217H158V219H159ZM162 217V216H161ZM168 217H170V215L168 216ZM172 217V216H171ZM170 217V218H171ZM176 217H178L177 215H176ZM180 217V216H179ZM183 217V216H182ZM196 216H194V218H195ZM210 217H212L211 216V214H210ZM264 217V216H263ZM15 218V217H14ZM87 218V217H86ZM85 218V219H86ZM125 218V217H124ZM124 218L122 219L123 221H124ZM125 218V219H126ZM136 218V217H135ZM134 218V219H135ZM137 218H138V216H137ZM143 218V217H142ZM141 218V220L143 221V219ZM153 218H154V216H153ZM162 218V219H163ZM170 218H168V220L170 219ZM191 218V217H190ZM189 218V219H190ZM193 218V220H194V222L195 221H197L196 219L198 218H196V219H194ZM201 218V217H200ZM200 218H198L199 220H200ZM206 218H209V216H207L206 215ZM88 219V218H87ZM104 219V218H103ZM102 218H101V220H103ZM108 219V218H107ZM117 219H120V217L118 216V218ZM117 219L115 220V221H117ZM132 219H133V217H132ZM132 219H131V221H132ZM139 219V218H138ZM145 219H144V221L143 222H145ZM152 219V218H151ZM150 219V220H151ZM162 219L160 218V220L162 221ZM181 219H183L184 220V218H181ZM187 220L186 218H185V220H187V221H189L190 222V220ZM211 219V218H210ZM227 219V218H226ZM242 219V218H241ZM3 220V219H2ZM6 220V219H5ZM59 220V219H58ZM75 220V219H74ZM83 220V219H82ZM129 220H130V218H129ZM128 219H127V221H129ZM140 220V221H141ZM148 219H146V221H147ZM153 220V219H152ZM154 220H157V219H155L154 218ZM153 220V221H154ZM159 220V221H160ZM164 220V219H163ZM176 220H179V219H176ZM205 221H206V219H204ZM4 221V220H3ZM19 221V220H18ZM35 221V220H34ZM81 221V220H80ZM84 221V220H83ZM89 222H90V219L88 220ZM92 221V220H91ZM119 221V220H118ZM117 221V222H118ZM121 221V220H120ZM120 221H119V223H120ZM122 221V222H123ZM134 221V220H133ZM136 221V220H135ZM135 221H134V225H136V226H138V225H140L141 224V226H142V224H143V222H141V223H139L138 224V222H137V224L135 223ZM139 221V220H138ZM152 221V222H153ZM158 221V222H159ZM160 221V223H162L163 225H164V223L163 222H161ZM164 221H166V220H164ZM169 221H173V219L171 220H169ZM169 221L167 222L168 224H169ZM174 221H175V219H174ZM191 221H192V219H191ZM202 221H203V219H202ZM210 220H208V222H209ZM248 221V220H247ZM254 221V220H253ZM36 222V221H35ZM50 222V221H49ZM53 222V221H52ZM58 222V221H57ZM86 222V221H85ZM117 222H116V224H117ZM181 222H184V221H181ZM198 222H200V221H198ZM198 222H196V223H198ZM204 222V221H203ZM207 222V221H206ZM3 223V222H2ZM19 223V222H18ZM98 223L100 224V222H97V225H98ZM103 223H105V221L103 220ZM102 222H101V224H103ZM108 223V222H107ZM107 223H105L106 225H107ZM147 223V222H146ZM145 223V224H146ZM148 223H149V220H148ZM180 223V221L178 222V224ZM191 223V222H190ZM193 223V222H192ZM191 223V224H192ZM202 223V222H201ZM212 223V222H211ZM63 224V223H62ZM90 224H91V222H90ZM114 224L115 226L114 227H116L117 225H119V224ZM121 224V223H120ZM124 224H125V222H124ZM128 224V223H127ZM152 224V223H151ZM153 224H155V223H153ZM157 224H159V223H157ZM157 224H155V225H157ZM161 224V225H162ZM174 224H176V223H174ZM178 224H176V225H172V226H177ZM195 224V223H194ZM206 224H208V223H206ZM227 224V223H226ZM2 225V224H1ZM25 225V224H24ZM87 225H88V223H87ZM92 225V224H91ZM160 225V226H161ZM180 225V224H179ZM185 225V224H184ZM196 225V224H195ZM194 225V226H195ZM198 225H200V224H198ZM205 225V224H204ZM203 225V226H204ZM212 225V224H211ZM211 225H210V227H211ZM216 224H214L213 226H215ZM4 226V225H3ZM22 226V225H21ZM26 226V225H25ZM93 226V225H92ZM94 226H95V223H94ZM113 226V225H112ZM124 226V225H123ZM128 226V225H127ZM143 226H144V224H143ZM150 226V225H149ZM154 226V225H153ZM159 225H157V226H155V227H158ZM201 226V225H200ZM1 227V226H0ZM38 227V226H37ZM87 228H88V226H86ZM97 227V226H96ZM101 225H100V229H101ZM113 227V228H114ZM118 227V226H117ZM116 227V228H117ZM119 227H120V225H119ZM124 227H126V226H124ZM130 227V226H129ZM155 227H153L154 229H155ZM179 227V226H178ZM178 227L177 228H174V227H171V228H174V229H178ZM205 227V226H204ZM209 227V228H210ZM216 227V226H215ZM218 227V226H217ZM48 228V227H47ZM46 228V229H47ZM55 228H56V226H55ZM99 228V227H98ZM109 228H111V227H109ZM112 228V229H113ZM115 228V229H116ZM123 229V227H120L118 230H120V229ZM128 228V227H127ZM140 228H143V227H140ZM148 228V227H147ZM162 228H163V226H162ZM161 228V229H162ZM169 228H170V225H169ZM180 229L182 228V225H181V227H179ZM184 228V227H183ZM186 228V227H185ZM193 228V227H192ZM209 228H207V226H206V228L205 229H208L209 230ZM89 229H91V228H89ZM93 229H94V227H93ZM96 229V228H95ZM94 229V230H95ZM135 229H138L137 227L135 228ZM151 229H152V227H151ZM151 229H149L148 228V230H151ZM163 229H166V228H163ZM167 229H168V226H167ZM166 229V230H167ZM189 229H191V228H189ZM211 229H213V227H211ZM210 229V230H211ZM225 228H223L222 230H224ZM22 230V229H21ZM92 230V229H91ZM93 230V231H94ZM98 230V229H97ZM124 230H126V228H124ZM128 230H130V228L128 229ZM141 230H145L146 231V228L145 229H141ZM140 230V231H141ZM169 230V229H168ZM182 230V229H181ZM180 230V233L181 232H183V230L181 231ZM187 230V229H186ZM193 229H191L190 231H189V233L192 231ZM195 230V229H194ZM214 230V229H213ZM221 230V231H222ZM227 230H229V229H227ZM16 231V230H15ZM99 231V230H98ZM107 231V230H106ZM111 231H113L114 232V229L113 230H111ZM120 231H122V230H120ZM120 231H119V233H120ZM127 231V230H126ZM131 232H129V234L131 233L132 234V231H135L134 229L133 230H130ZM137 231V230H136ZM139 231V232H140ZM142 231V232H143ZM151 231H153V229L151 230ZM154 231H156V230H154ZM160 231V229H159V227H158V232ZM188 231L186 232V233H188ZM196 235H195V232L193 231V235H195L196 237V239H194V237L191 235V237H193V239L196 241V240H202L203 242L205 241L206 242V240H204V237H205V239H206V236L207 235H209L208 233L206 234V231L204 230V228H202V227H197L196 228ZM218 231H219V228H218ZM232 231V230H231ZM231 231H228V233H230ZM17 232V231H16ZM94 232H96V231H94ZM116 232H117V230H116ZM115 232V234H117ZM123 232V231H122ZM138 232V233H139ZM141 232V233H142ZM157 232V233H158ZM177 232V231H176ZM184 232H185V230H184ZM208 232V231H207ZM214 233L216 232V231H213ZM224 232H226L227 233V231H224ZM46 233V232H45ZM85 233V232H84ZM100 233H101V231H100ZM107 233V232H106ZM133 233H135V232H133ZM146 233V232H145ZM148 233V232H147ZM151 233V232H150ZM159 233H161V232H159ZM165 233L167 234V232L165 231ZM210 233V232H209ZM218 233V232H217ZM216 233V234H217ZM220 233V232H219ZM227 233V234H228ZM234 233V232H233ZM235 233H237V231L235 232ZM1 234V233H0ZM30 234V233H29ZM94 234H96V233H94ZM93 234V235H94ZM108 234V233H107ZM114 234V235H115ZM130 234V235H131ZM140 234V233H139ZM139 234H137V236L139 235ZM143 234V233H142ZM149 234V233H148ZM185 234V233H184ZM184 234H183V236H184ZM205 234H206V236H205ZM221 234H222V232H221ZM231 234V233H230ZM32 235V234H31ZM35 235V234H34ZM85 235V234H84ZM100 235V234H99ZM121 235H122V233H120V236L119 237H116V238H121ZM125 234L123 233V236H124ZM128 235V234H127ZM126 235V236H127ZM134 235V234H133ZM132 235V236H133ZM141 235V234H140ZM140 235H139V237H140ZM151 235V234H150ZM153 235H155V232L153 233ZM162 235V234H161ZM169 235H171V233L170 234H168V236L167 237H169L170 238V236ZM182 235V234H181ZM180 235V236H181ZM189 235V234H188ZM203 235H204V237H203ZM218 235V234H217ZM216 235V236H217ZM224 236L226 235V234H223ZM233 235V234H232ZM235 235V234H234ZM231 236V237H236V236ZM237 235H239V234H237ZM86 236V235H85ZM96 236V235H95ZM94 236V237H95ZM116 236H118V234L116 235ZM129 236V235H128ZM142 236V235H141ZM158 236H159V234H158ZM158 236H157V238H158ZM165 236V235H164ZM171 236H173V235H171ZM179 236V237H180ZM186 236H187V234H186ZM211 236V235H210ZM209 236V237H210ZM213 237V241L211 242V243H216L217 244V242H215V241H217L218 240V238L217 237H221V235H219V236H217L216 238H217V240H215L214 238V235H212ZM230 236V235H229ZM242 236V235H241ZM12 237V236H11ZM23 237H25V236H23ZM38 237V236H37ZM45 237V236H44ZM88 237V236H87ZM98 237H100V236H98ZM105 237H107V235H105ZM104 237V238H105ZM133 237H135L136 239H137V237H136V235H134ZM138 237V238H139ZM151 237V236H150ZM154 237V239H155V236H153ZM167 237H165V238H167ZM179 237H177V238H179ZM219 237V238H220ZM226 237V236H225ZM230 237V238H231ZM240 237V236H239ZM115 238V239H116ZM142 238V237H141ZM145 237H143V239H144ZM146 238H149V236L147 235V237ZM156 238V239H157ZM163 238V237H162ZM161 238V239H162ZM172 238V237H171ZM162 239V240H164L160 245H158L157 243H159V241L157 242L156 240H153V241H155V242H157V243H153V241L151 242V240H150V246L148 247V251H149V253L147 254V250H146V254H144V251H143V263L142 264H197V263H201V262H199V259H198V257L200 256V258H202V257H204V259H209V261H210V259L212 260V261H210L209 263L211 264L213 261H216V260H218V261H220L219 259H222V257L224 258V256H222V254L221 253H223V252H221V250L220 251H218V250H215L216 252L218 251L219 252V254L217 253L216 254V252L214 251V249H213V252H211V250H210V252L208 253V248H209V246L207 245V242L209 243V241H207L206 243L204 242V244H206L207 245V247L208 248H206V249H208V250H206L207 251V253L208 254H190V251L189 252H186V251H188L187 250V247H190L189 246V244L191 245H193V244H195V241H194V243H192L191 241H190V239L191 238H189V240H174L173 238V240L172 239ZM175 238V237H174ZM186 237H184V239H185ZM208 238V237H207ZM222 238H223V236H222ZM230 238H228V239H230ZM248 238V237H247ZM252 237H250V239H251ZM56 239H58V238H56ZM86 239V238H85ZM106 239V240H105ZM104 240L105 241H107L108 239L107 238H105ZM127 239V238H126ZM125 239V240H126ZM128 239H129V237H128ZM134 239V238H133ZM149 239H151V238H149ZM153 239V238H152ZM180 239V238H179ZM183 239V238H182ZM211 239V238H210ZM209 239V240H210ZM221 239V238H220ZM219 239V240H220ZM224 239H226V238H224ZM233 239V238H232ZM237 239V238H236ZM240 239H242L241 237H240ZM25 240V239H24ZM32 240V239H31ZM39 240V239H38ZM59 240V239H58ZM58 240H56V241H58ZM65 240V239H64ZM76 240V239H75ZM90 240V239H89ZM100 240V243L101 242H103L102 240H103V238L102 239H99ZM123 240V239H122ZM157 240H159V238L157 239ZM161 240V241H162ZM192 240V239H191ZM215 240V241H214ZM218 240V241H219ZM244 240V239H243ZM61 240H59L58 242H60ZM86 241V240H85ZM104 241V242H105ZM136 241H140V239L139 240H136ZM149 240H146V242H148ZM190 241V242H189ZM199 241V242H200ZM222 241V240H221ZM228 241H230V240H228ZM238 241V240H237ZM240 241H242V240H240ZM240 241H238V243H236L237 245L239 244V242ZM32 242V241H31ZM87 242V241H86ZM98 242V241H97ZM120 242V241H119ZM122 242V241H121ZM146 242H143V243H146ZM225 243H226V241H224ZM223 241L221 242V243H224ZM231 242V241H230ZM230 242H228V243H230ZM233 242V241H232ZM251 242V241H250ZM253 242L255 243L256 242V238H255V241H254V238H253ZM257 242H258V246H257V248H259V240H257ZM263 242V241H262ZM29 243V242H28ZM77 243V242H76ZM80 243V242H79ZM96 243V242H95ZM105 243H108V241L107 242H105ZM124 243V242H123ZM139 243V242H138ZM138 243H136L135 242V244L136 245H138L139 246V244L140 243H142V241L138 244ZM210 243V244H211ZM213 243V244H214ZM42 244V243H41ZM98 244V243H97ZM121 244V243H120ZM148 244V243H147ZM146 244V245H147ZM211 245V248H212V246H214V245ZM231 244V243H230ZM233 244H235V243H233ZM232 244V245H233ZM243 244H244V241H243V243H241V245L239 244V248H240V246H242V249H243ZM250 244H252V243H250ZM260 244H262V243H260ZM263 244H264V242H263ZM43 245V244H42ZM55 245V244H54ZM101 245V244H100ZM123 245H125V243L123 244ZM195 245H197V242H196V244ZM195 245H193L194 247H195ZM203 244H201L200 243V245H198V247L199 246H201L202 248H203V246H202ZM217 245H219V248H220V243L218 242V244ZM217 245H215V246H217ZM222 245V244H221ZM226 245V244H225ZM12 246V245H11ZM34 246V245H33ZM61 246V245H60ZM74 246V245H73ZM91 246V245H90ZM94 246V245H93ZM97 246V245H96ZM102 246H105L104 245V243L102 244ZM107 246V247H106ZM106 246H105V248H103V250H106V248H109L108 246L109 245H107L106 244ZM131 246V245H130ZM135 246V245H134ZM140 246H141V244H140ZM193 246H192V248H193ZM252 246V245H251ZM256 246V245H255ZM255 246H254V248H255ZM7 247V246H6ZM92 247V246H91ZM95 247V246H94ZM98 248L100 247V246H97ZM111 247H114V245L113 246H110V248ZM126 247V246H125ZM124 247V248H125ZM133 247V246H132ZM131 247V248H132ZM142 247H144V245L142 246ZM146 246H145V248H147ZM198 247H196V248H194V249H196V250H198L199 248ZM206 247V246H205ZM204 247V248H205ZM218 247V246H217ZM222 247H223V245H222ZM221 247V248H222ZM227 247V246H226ZM231 247V246H230ZM253 247V246H252ZM96 248V247H95ZM100 248H102V247H100ZM99 248V249H100ZM116 248H117V246H116ZM116 248H114V249H112V252H113V250H114V252H116L115 250H117ZM121 248H122V246H121ZM131 248L129 247V249H130V251H132L131 250ZM191 248V247H190ZM201 248V249H202ZM203 248V249H204ZM216 248V247H215ZM220 248V249H221ZM224 248H225V246H224ZM223 248V249H224ZM232 248H234V247H232ZM253 248V249H254ZM257 248H255L256 250H257ZM9 249V248H8ZM31 249V248H30ZM56 249V248H55ZM59 249V248H58ZM98 249V250H99ZM128 248L126 247L125 248V250H127ZM133 249V248H132ZM189 249V248H188ZM201 249H199V250H201ZM216 249H218V248H216ZM227 249V248H226ZM226 249H225V251H226ZM231 248H229V249H227V250H230ZM236 249H238V248H236ZM236 249H234V253L236 254L237 252L235 251ZM242 249H241V251H239V252H242ZM246 249V248H245ZM252 249V250H253ZM263 249V250H262ZM47 250V249H46ZM97 250V251H98ZM110 250V249H109ZM123 250V249H122ZM124 250V251H125ZM134 250H136V248L134 249ZM143 250V249H142ZM191 250V249H190ZM233 250V249H232ZM259 250H262L263 252H264V248H259L258 249V252H260ZM14 251V250H13ZM57 251V250H56ZM107 251V250H106ZM111 251V250H110ZM130 251H128V252H130ZM206 251H205V253H206ZM223 251V250H222ZM243 251H244V249H243ZM10 252V251H9ZM18 252V251H17ZM26 252V251H25ZM58 252V251H57ZM61 252V251H60ZM102 252V249H101V251L100 252H98V253H101ZM113 252V253H114ZM123 252V251H122ZM133 252V251H132ZM132 252H130V254L132 253ZM134 252H137V250L136 251H134ZM193 252V251H192ZM199 252V251H198ZM197 252V253H198ZM204 252V251H203ZM229 252H231V250L229 251ZM233 252V251H232ZM238 252V253H239ZM245 252V255L247 254L246 253V250L244 251ZM247 252H248V250H247ZM37 253V252H36ZM74 253V252H73ZM127 253V252H126ZM125 253V254H126ZM187 253H189V254H187ZM200 253H201V251H200ZM213 253V254H212ZM228 253V252H227ZM254 253V252H253ZM255 253H257V251L255 252ZM262 253V252H261ZM261 253H260V255H261ZM101 254H104L103 252L101 253ZM101 254H98V257H99V255H101ZM107 254V253H106ZM105 254V255H106ZM115 254V253H114ZM118 254H120V253H118ZM133 254L134 253H132V255H130L131 257H133ZM138 254H142L141 253V251L138 253ZM241 255L243 254V253H240ZM239 254V255H240ZM258 254V253H257ZM256 254V255H257ZM263 254V253H262ZM6 255V254H5ZM27 255V254H26ZM30 255V254H29ZM59 255V254H58ZM57 255V256H58ZM79 255V254H78ZM97 255V254H96ZM105 255H104V257H105ZM107 255H109V254H107ZM106 255V256H107ZM112 255V254H111ZM124 255V254H123ZM123 255H120V257H123ZM135 255H137V254H135ZM223 255H225V253L223 254ZM230 256H231V254H229ZM234 255V254H233ZM245 255H243L244 257H245ZM248 255V254H247ZM246 255V256H247ZM264 255V254H263ZM72 256H74V255H72ZM81 257H83L82 256V254L80 255ZM102 256V255H101ZM100 256V257H101ZM116 256H118L117 254H116ZM125 256V255H124ZM129 256V255H128ZM128 256H127V258H128ZM129 256V257H130ZM141 256V257H142ZM202 256V257H201ZM235 256H237V255H235ZM19 257V256H18ZM24 257H26V256H23V258ZM30 257H31V255H30ZM33 257V256H32ZM48 257V256H47ZM59 257V256H58ZM62 257V256H61ZM68 257H70L69 255H68ZM76 257H78V256H76ZM85 257V256H84ZM83 257V258H84ZM227 257V256H226ZM249 257V255L247 256V259H249L248 258ZM254 257H256L255 255H254ZM257 257H260V256H257ZM256 257V258H257ZM23 258H22V260H23ZM40 258H41V256H40ZM67 258V257H66ZM71 258V257H70ZM73 258V257H72ZM110 257H106V259H109ZM134 258V257H133ZM139 259H140V256L138 257ZM228 258V257H227ZM231 258V257H230ZM230 258H228V259H230ZM237 258H240V256L239 257H237ZM260 258H263L262 256L260 257ZM260 258H258L259 259V261H260ZM15 259V258H14ZM36 259V258H35ZM69 259V258H68ZM68 259H66V260H68ZM76 258H74V260H75ZM78 259H80V258H78ZM78 259H76L74 262H78L77 260ZM103 259H105V258H100L97 262H95V263H98L99 261H105V260H103ZM121 259L122 258H118V261H120L121 262ZM123 259H124V257H123ZM129 259V258H128ZM136 259H137V257H136ZM204 259H202V260H204ZM228 259H227V261H228ZM233 259H236V257L235 258H233ZM232 259V260H233ZM20 260V262L22 261L21 259H19ZM33 260V259H32ZM31 260V261H32ZM70 260V259H69ZM72 260V259H71ZM110 260V259H109ZM109 260H107L108 261V263L110 262ZM206 260V262H208ZM225 259H223V261H224ZM231 260V259H230ZM231 260V261H232ZM241 260V259H240ZM240 260H238V259H236L235 261H237V264H238V261H240ZM243 260H245V258L243 259ZM242 260V261H243ZM251 260V259H250ZM253 260V259H252ZM251 260V261H252ZM254 260H256L255 258H254ZM254 260H253V262H254ZM261 260H263V259H261ZM53 261V260H52ZM72 261V262H73ZM92 261V260H91ZM95 261H96V258H95ZM114 261V260H113ZM129 261H131V259L130 260H128V262ZM132 261H134V260H132ZM140 261V260H139ZM201 261V260H200ZM218 261H216V262H218ZM230 261V262H231ZM241 261V262H242ZM246 261V260H245ZM6 262V261H5ZM17 262L18 263H20L18 260H17ZM23 262V261H22ZM27 262H29V261H26V263ZM74 262H73V264H74ZM81 262H82V260H81ZM81 262H80V264H81ZM93 262V261H92ZM106 262V261H105ZM104 262V263H105ZM119 262V263H120ZM123 263H125L124 262V260L122 261ZM127 262V263H128ZM136 262V261H135ZM206 262L204 261L203 263H205L206 264ZM229 262V263H230ZM232 262H234V261H232ZM244 262V261H243ZM249 262V261H248ZM257 262V261H256ZM255 262V263H256ZM261 262V261H260ZM264 262V261H263ZM24 263V262H23ZM41 263V262H40ZM83 263V262H82ZM89 263H90V261H89ZM88 262H87V264H89ZM94 263V262H93ZM107 263V262H106ZM105 263V264H106ZM137 263V262H136ZM208 263V264H209ZM225 263V262H224ZM228 263V262H227ZM228 263V264H229ZM235 263V262H234ZM262 263V262H261ZM260 263V264H261ZM25 264V263H24ZM28 264V263H27ZM31 264H34V262H32ZM69 264H72L71 262H69ZM84 264V263H83ZM100 264V263H99ZM102 264V263H101ZM109 264H111V263H109ZM113 264V263H112ZM128 264H130V263H128ZM134 264V263H133ZM139 264H141V263H139ZM202 264V263H201ZM213 264V263H212ZM220 264V263H219ZM223 264V263H222ZM226 264V263H225ZM231 264V263H230ZM233 264V263H232ZM248 264H250V263H248ZM251 264H253L252 262H251ZM262 264H264V263H262Z\"/></svg>",
    "mask_w": 264,
    "mask_h": 264
}]
</instances>
